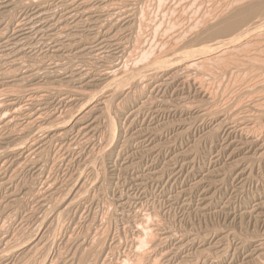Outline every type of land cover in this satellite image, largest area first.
<instances>
[{
    "label": "rangeland",
    "instance_id": "374dc122",
    "mask_svg": "<svg viewBox=\"0 0 264 264\" xmlns=\"http://www.w3.org/2000/svg\"><path fill=\"white\" fill-rule=\"evenodd\" d=\"M132 0H128L127 2L125 1V3H127L128 4V2H129V4L130 3H132V4H134L135 3V5L137 4V2H140V1H138V0H135V1H133V2H131ZM171 1V2H170ZM250 1V0H249ZM248 1V2H249ZM252 1V0H251ZM144 2V3H143ZM145 2H147L146 4H145ZM149 2H151V3H149ZM186 4H185V3ZM224 2V3H223ZM235 2H236V4H235ZM243 2V3H242ZM245 2H247V0H228V1H226V0H145V1H143V0H141V2H140V6L138 5V6H136L137 8V10L139 11V9L140 8H142V7H144V6H146V9L145 8H143L144 9V11H143V9H140V11L138 12L137 10V14L139 15H137L136 14V18H137V16H138V18H137V22L135 21V25L134 26H136V24L138 25V19H139V23L140 24H142L143 22V24L145 25H140V26H142L143 28H144V30H141V29H143L142 27H139V26H136V27H134L135 29H134V32L132 33V37H130V39H132L131 41L133 42L132 44H133V46H132V44H131V46H132V48L134 47L135 49H133V52L128 56V59H122V60H116V58L115 57H113V58H115V60H109V61H111V62H113L114 61V63L115 64H121L122 66H124L123 68H124V70L125 71H130V69L131 68H141V66H144V64L145 65H147V64H149L148 63V61H150L151 62V59L150 58H152V60H153V57L156 55H160V56H162V55H164V53L166 52V49H167V51L170 49V47L171 46H173L174 47V44H172V41L174 40V42L175 41H177V43H180L178 46H181V45H183L184 44V42L186 41V40H188L189 38H191L192 37V34H193V32H194V34H197V33H199L201 30H202V28L204 27L203 25L201 26V24L203 23L204 25L206 24V22L207 23H214V20L216 21V18L218 17V16H220L221 14H226L225 12H229V10H227V9H230L231 10V8L233 7V6H237V5H242V4H244ZM149 3V4H148ZM228 3V4H227ZM139 4V3H138ZM143 4H144V6H143ZM151 4V7L149 6ZM225 4V5H224ZM232 4H234V5H232ZM163 5V6H162ZM180 5V6H179ZM195 5V6H194ZM229 5H231V7L229 6ZM142 6V7H141ZM148 6H149V8H148ZM184 6V7H183ZM194 6V7H193ZM218 6V7H217ZM208 7V8H207ZM213 7V8H212ZM173 8V9H172ZM187 10H186V9ZM206 8H207V10H206ZM211 8V9H210ZM167 9H169V10H167ZM194 9V10H193ZM224 11H223V10ZM149 11V13L148 12H146V11ZM181 10H183V11H181ZM201 10H203V11H201ZM156 11V12H155ZM194 11V12H193ZM219 11V12H218ZM165 12V13H164ZM189 12H190V14H189ZM220 12H221V14H220ZM146 13V14H145ZM148 13V14H147ZM175 13V14H174ZM177 13V14H176ZM181 13V14H180ZM183 13H184V15H183ZM106 14V13H105ZM144 14L147 16H144ZM172 14V15H171ZM188 14V15H187ZM215 14V15H214ZM219 14V15H218ZM187 15V16H186ZM209 17V16H211V17H209V19L206 17ZM209 15V16H208ZM213 15V16H212ZM143 16V17H142ZM149 16V17H148ZM166 16V17H165ZM175 16V17H174ZM185 16H186V18H185ZM195 16V17H194ZM198 16V17H197ZM203 16V17H202ZM204 16L206 17V18H204ZM216 16V17H215ZM261 16H263L262 17V19H264V15H261ZM261 16H259V18H261ZM140 17V18H139ZM145 17L147 18V19H145ZM200 17V18H199ZM213 17V18H212ZM167 18V19H166ZM177 18V19H176ZM197 18V19H196ZM259 18H257V19H259ZM141 19H142V23H141ZM145 21H144V20ZM149 19V20H148ZM203 20V22H202V20ZM204 19H208V20H205L204 21ZM211 19V20H210ZM262 19H259L258 21V25H259V27H258V25L256 24V27H253L254 29V31L252 30L251 32H248V34L247 35H241V36H243L242 38L241 37H239L235 42H231V44H225V46H224V44H222L223 46H224V48H223V46L222 45H220V46H222V51H220V53H219V58H218V61L219 62H217L216 61V63H215V61L213 60L212 62H211V66H212V64H214L213 65V67L214 68H211V66L210 65H206L207 66V70H206V67H205V64L204 65H201V67H199V69L197 70V69H195V68H198V67H195V66H191V67H189V68H186V69H183V67L182 66H174V67H172L170 70H168L166 73H163L162 75L164 76H162L161 74V76L159 75V79H158V77L156 78V79H154L152 82H150L149 84H148V86H146V83L144 84L143 82H145V80L144 79H141V78H138V80L137 81H139L140 83H137L138 84V86L136 85V83L133 85H131V86H125L124 87V89L126 90V88L128 89V90H126V91H128L129 92V95L128 96H124V97H126L125 98V100L126 101H124V97L122 96V97H120V96H118V97H115L116 98V100H114V98L110 101V103L111 102H113L114 101V105L115 106H117V104H118V106L117 107H122V108H120L119 107V109H120V111L118 112L117 110H119V109H117V107H115V106H113V104H111V105H109V109H111V110H109V112H110V118H111V120H112V122H113V125H110L109 127H108V124L107 123H102V121L100 122V123H102V124H100V123H98L99 124V126H102L101 127V130L97 133V135L95 136V138H91V139H89V140H87V142H89V143H87L86 142V139L85 140H83V139H79L80 141H83L84 142V144H86V145H84V144H81L82 142H80L79 140H74L73 141V145H74V143H76L74 146H71L68 150H66L67 149V147H65V148H63V146L62 147H60L58 144H55L56 142H52L50 145H51V147H50V145H47L46 147H45V149H44V151L45 152H47L48 150L50 151H48L47 152V156H48V154L50 155V156H48V157H46V158H48V160H46V161H44V159H46L45 157H44V155L46 156V153H44V151H43V153L44 154H42V156L41 155H38V156H36L37 157V160L38 161H36V157H33V159H32V161H36V162H39L42 166H44L45 165V168H44V173H45V178H47V180H49V183L50 184H54L53 186L51 185V187H48V186H45V185H42V184H40V182L38 183L37 181H35L36 180V177L34 176V175H36L35 173H34V171H31V170H27V169H23L22 167H20V169H19V171H21V169H23L21 172H19V173H21L22 174V176H21V174L19 175H17V177H16V180H15V184H13V186H10L11 188H13V189H11V188H9V186H6V188L4 187V189H2L1 191H0V196H3V197H0L1 199H0V219L2 220H0V226H1V228L2 229H0V231L2 232V234H1V232H0V237H1V240H3L4 241V239H9V238H11V239H9V241H7V240H5L4 242H5V244H7L6 246H8L9 245V242L13 245V243H14V246L13 247H11L10 245V247H11V249H8V247H7V249H8V251H9V254H7V253H2L3 251H4V249H5V251L7 250L6 249V247H5V244H4V242H1V240H0V246L2 245V248H4L3 250H2V252H1V247H0V255L2 256V254L3 255H5V254H7V255H5V257L4 256H2V258H1V256H0V264H42V262H43V260H45L44 262L45 263H49V264H51V261H52V259H53V261L56 259V257H55V255H59V254H61V253H66L64 256L62 255L61 257H64V258H61L60 257V255L58 256L59 258H61V259H58L57 258V260L59 261L60 260V263L61 264H63V262L64 261H67L70 257H72V256H74L73 254H75V256L74 257H72L71 259H69V260H72V262L71 261H69L68 260V262L67 263H65L64 262V264H90L91 262V264H93L95 261V263L94 264H103L104 262H102L103 260H105L106 258V261H105V263L106 264H111V263H113V264H115V262L118 264V263H120L119 261H121L123 258H125V255H127L128 254V252H130L129 253V258H133L134 256L133 255H135V254H137V252H138V254H142L143 252H144V250H145V252L148 250V248H149V250H151L153 247V245H155V246H157V247H155V248H153L155 251L154 252H152V251H150V252H152L153 254H156V256L158 257L159 255H160V258H162V249L165 247V245H163V242H162V244L161 243H159V238H160V236L162 235V234H164V232L165 233H172L173 234V236H175V237H177V238H179V237H181V235L180 234H182V232H183V234H184V236H195V237H197V238H204V237H207L208 239H210V240H214L215 239V236H218L217 235V231L219 230H223L222 231V233H221V231L219 232V235L220 234H224V233H232L231 235H230V237H227V238H229L228 240L229 241H226L227 243L229 242V243H231V241L233 242V244H232V246H231V244H227L226 242H225V246H227V248L229 249L230 248V254H229V258L228 259H230L231 260V258H232V262H235L236 264H242V261L244 262L243 264H245V262H246V264H248L249 262L246 260V257H245V255H243V253H241L240 251H242L240 248H238L239 247V245H238V243L240 242V241H248V238H251V239H253V238H255L256 240H257V238L258 237H262V238H264V232L262 233V230H264V215H263V211H264V208H263V213L262 214H259L260 216H256L255 215V213L253 212L254 211V206H255V204H256V202L257 201H263L264 200V157H262L261 156V154L263 155L264 154V121L260 124V121H262L263 119H264V102H262V100L264 101V98H262V97H264V95H263V91L262 92H260V91H256L255 93L256 94H253V93H251V95H249V94H245L244 93V90H248V89H253V87H254V85H257V84H261V85H263L262 83H264V22H263V20ZM213 20V21H212ZM146 21H148V23H146ZM170 21V22H169ZM182 21V22H181ZM185 21H186V23H185ZM262 21V22H261ZM200 22V23H199ZM261 22V23H260ZM152 23V24H151ZM188 23H190V24H188ZM150 24V25H149ZM155 26H154V25ZM176 24V25H175ZM150 27H149V26ZM169 25V26H168ZM147 26H148V28H147ZM151 26H152V28H151ZM164 26V27H163ZM255 26V25H254ZM158 27V28H157ZM161 27H162V29H161ZM202 27V28H201ZM139 28V31L137 30ZM141 28V29H140ZM151 28V29H150ZM155 28V29H154ZM166 28V29H165ZM180 28V29H179ZM186 28V29H185ZM193 28H195V30L193 29ZM201 28V29H200ZM259 28V29H258ZM169 30V33H171L170 32V30L172 31V29L175 31V30H177L178 32H174V33H176V34H174V33H172L171 35L169 34V35H167L168 34V30ZM181 29H182V32H181ZM184 29V30H183ZM255 29L258 31H255ZM262 31H261V30ZM135 30H136V33H137V35H136V33H135ZM153 30H156V31H153ZM185 30H186V32H187V34L186 33H184L185 32ZM190 30V31H189ZM138 31V32H137ZM141 31H143V32H141ZM199 31V32H198ZM86 30H84L83 31V36H89L90 34H91V32H86ZM140 32V33H139ZM147 34H146V33ZM151 32V33H150ZM190 32H191V35H189L190 34ZM197 32V33H196ZM253 32V33H252ZM89 33V34H88ZM145 34V35H143V34ZM153 33V34H152ZM154 33H155V35H154ZM157 33V34H156ZM179 35H178V34ZM261 33V34H260ZM138 34H142L143 36L142 37H140L141 35H138ZM193 34V35H194ZM237 34V33H236ZM236 34H233L234 36L236 35ZM260 34V35H259ZM165 35L166 36H168L167 38L165 37ZM172 35H173V37H172ZM177 35H178V37H179V39H178V37H177ZM233 35H231V37L233 36ZM140 37V38H142V40L140 39H136V38H134V37ZM154 36V37H153ZM246 36V37H245ZM248 36H249V38H248ZM253 36H254V38H253ZM145 37V38H144ZM147 37V38H146ZM148 37H149V39H148ZM153 37V38H152ZM161 37H163V38H161ZM167 39V40H169V37L170 38H173V39H170L169 41H167V42H164V43H162L163 41H165V38ZM185 37V38H184ZM230 37V36H229ZM229 37H228V39H229ZM230 37V38H231ZM134 38V39H133ZM143 38L145 39L144 41H143ZM160 39V42H159V40L158 39ZM183 38V39H182ZM225 38V37H224ZM244 38H245V40H244ZM147 39V40H146ZM154 41H153V40ZM155 39H157V40H155ZM163 39V40H162ZM185 39V40H184ZM221 39V38H220ZM226 39H227V37H226ZM227 39V40H228ZM243 41H242V40ZM251 39V40H250ZM216 40H218L217 42H223L224 41V43H229V41L227 42L226 40H220L219 41V38H215V39H212V41L211 40H207V41H211L212 42V44H210V42L209 43H205V42H207V41H205L204 43H203V45H205V46H209V45H213V42H215L216 43ZM134 41H139L138 43H140L139 44V47H138V43H136V42H134ZM149 42V44L150 43H152V42H154L153 44L154 45H152V47H151V45H149V44H146V42ZM152 41V42H151ZM156 41H158V44L156 43ZM162 41V42H161ZM184 41V42H183ZM252 41V42H251ZM257 41V42H256ZM142 42L144 43V44H146V48H144V44H142ZM173 42V43H174ZM237 42V43H236ZM255 42V43H254ZM168 45H167V44ZM169 43H170V45H169ZM177 43L175 42V47H177L176 45H177ZM182 43V44H181ZM198 43H200V42H198ZM260 43V44H259ZM136 44V45H135ZM141 44H142V46H141ZM163 44V45H162ZM195 44H197V43H195ZM262 44V45H261ZM148 45H149V49L151 48V50L149 51V52H147L149 49H147L148 48ZM155 45H158L157 47H158V51H157V47L155 46ZM161 45H162V47H161ZM198 45H200V48H202L201 46H203V45H201V44H198ZM166 46L168 47V48H166ZM140 47L142 48L143 47V54L144 55H142V51L140 50ZM154 47V48H153ZM204 47V46H203ZM239 47H240V49H239ZM136 48H138V49H136ZM152 48L153 49H155L156 48V51H157V53L155 52V50H152ZM166 48V49H165ZM194 48H195V45H194ZM200 48H198V46H197V48H195L194 50H196V49H200ZM243 48V49H242ZM232 51H231V50ZM132 50V49H131ZM135 51V52H134ZM145 51H146V53H147V56L148 57H146V55H145ZM151 51H152V53H151ZM161 51H162V53H161ZM163 51H165L164 53H163ZM224 51V55L222 54V52ZM229 51V52H228ZM153 52H155V53H153ZM159 52L162 54H159ZM135 53V54H134ZM139 53V54H138ZM141 53V54H140ZM149 53H151V54H149ZM254 53V54H253ZM257 53V54H256ZM134 54V55H133ZM153 54H155L154 56H152ZM166 54V53H165ZM220 54H222V55H220ZM248 54V55H247ZM252 54V55H251ZM140 55H142V56H140L141 58L143 57V56H145V59H144V57H143V59H141L139 56ZM259 57H258V56ZM137 56H138V58H137ZM224 56V57H223ZM245 56V57H244ZM133 57V58H132ZM136 57V58H135ZM150 57V58H149ZM223 57V58H222ZM255 57V58H254ZM140 58V59H139ZM150 59V60H148V59ZM258 58V59H257ZM138 59V60H137ZM229 59V60H228ZM256 59V60H255ZM134 60V61H133ZM140 60V61H139ZM217 60V59H216ZM222 60H224L223 61V63L225 64V65H223V63L222 64H219L218 65V63H221L222 62ZM226 60V61H225ZM251 60V61H250ZM257 60H260L259 62L257 61ZM119 61V62H118ZM131 61H133V63L131 62ZM228 61V62H227ZM245 61V62H244ZM147 62V63H146ZM214 62V63H213ZM125 63V64H124ZM141 63V64H140ZM209 63V62H208ZM252 63V64H251ZM113 64V63H112ZM131 64H132V66H131ZM141 66H140V65ZM210 64V63H209ZM246 64V65H245ZM139 65V66H138ZM221 65H223V71L220 69V67H222ZM238 65V66H237ZM256 65H257V68H255L256 67ZM263 65V66H262ZM210 66V67H209ZM228 66V67H227ZM237 66V67H236ZM226 67V68H225ZM183 70H182V69ZM194 68V69H193ZM200 68H202V70L200 69ZM211 68V69H210ZM261 68V69H260ZM179 69V71L177 72V70ZM181 69V70H180ZM210 69V70H209ZM215 70L216 72H218L217 73V75H215L214 73L215 72H213V75L212 74H209L210 73V71L211 70ZM175 70V71H174ZM196 72H194V71ZM200 70V72H199V74H198V71ZM213 70V71H214ZM257 70V71H256ZM202 71V72H201ZM207 71H209V72H207ZM227 71V72H226ZM259 71V72H258ZM178 74H177V73ZM186 73V75H185V73ZM207 74H206V73ZM226 72V73H225ZM253 72H254V74H253ZM203 73H205V74H203ZM211 73H212V71H211ZM173 74V75H172ZM179 74H181V75H179ZM208 74H209V76H208ZM226 74V75H225ZM229 74V75H228ZM251 74V76H249ZM261 76H260V75ZM168 75H170V76H172V77H170V76H168ZM185 75V76H184ZM203 75H205V77L203 76ZM207 75V76H206ZM222 75V76H221ZM225 75V76H224ZM248 75V76H247ZM168 76V77H167ZM178 76V77H177ZM184 76V77H183ZM188 76V77H187ZM197 76V77H196ZM211 76V77H210ZM229 76V77H228ZM254 76V77H253ZM169 77L171 78V79H169ZM174 77V78H173ZM178 78V79H176V78ZM182 77V78H181ZM187 77V78H186ZM204 77V78H203ZM246 77V78H245ZM250 77V78H249ZM256 77V78H255ZM168 78V79H167ZM172 78H173V81H172ZM181 78V79H180ZM183 78H184V80H183ZM191 78V80H193V81H191V80H188V79H190ZM199 78V79H198ZM237 78V79H236ZM252 78V79H251ZM139 79H141V80H139ZM165 79V80H164ZM167 79V80H166ZM185 79L187 80V82L185 81ZM196 79H198V80H196ZM230 79V80H229ZM247 79V80H246ZM249 79H251L250 80V82H249ZM142 80H144V81H142ZM158 80V81H157ZM163 80V81H162ZM178 80H180V81H178ZM196 80V81H195ZM224 80V81H223ZM229 80V81H228ZM255 80V81H254ZM156 81V82H155ZM160 81V82H159ZM166 81V82H165ZM171 81V82H170ZM176 83H175V82ZM182 81H184V82H182ZM188 81L190 82V83H188ZM206 82V84L207 85H205L204 84V82ZM246 81V82H245ZM161 82H162V84H161ZM167 82H169V84L167 83ZM182 82V83H181ZM195 82V83H194ZM259 82V83H258ZM260 82H262V83H260ZM161 85H160V84ZM167 83V84H166ZM195 85H194V84ZM198 85H197V84ZM157 84H159L158 86H157ZM165 84L167 85V86H165ZM180 84V85H179ZM184 84V85H183ZM188 84V85H187ZM202 84H204V85H202ZM225 84V85H224ZM150 85V86H149ZM184 86V87H182V86ZM211 85V86H210ZM228 85V86H227ZM261 85H258V86H261ZM135 86H137V87H135ZM141 86V87H140ZM146 86V87H145ZM207 86H209V87H207ZM242 86V87H241ZM249 88H248V87ZM257 86V87H258ZM142 87H145L146 89H145V91H144V89H143V91H142ZM158 87V88H157ZM160 87H163L162 89H159ZM195 87H197V88H195ZM204 87V88H203ZM205 87H207V89L205 88ZM239 87V88H238ZM246 87V88H245ZM256 86H255V88H257ZM135 88V89H134ZM139 89V90H137V89ZM150 88V89H149ZM154 88H155V90H154ZM176 90H175V89ZM196 90H195V89ZM221 88V89H220ZM231 88H233V89H231ZM131 89H133V90H136L135 92L139 95H137L134 91H132ZM148 89V90H147ZM152 89V91L153 92H151L150 90ZM180 89V90H179ZM184 89V90H183ZM206 91V93H205V91ZM210 89V90H209ZM212 89V90H211ZM223 89V90H222ZM238 89V90H237ZM160 92H159V91ZM200 90H201V92H200ZM208 90V91H207ZM229 92H228V91ZM232 90V91H231ZM140 91V92H139ZM142 91V92H141ZM195 91V92H194ZM213 92V93H211L212 94V97L213 98H216V101H215V99H213L212 97H210L211 96V94L209 95L208 93H210V92ZM134 92V93H133ZM222 92H224V93H222ZM238 92V93H237ZM259 92V93H258ZM130 93H131V95L132 96H134V97H132L131 95H130ZM140 93H141V95H140ZM145 95H144V94ZM151 93V95H148V94H150ZM220 93V94H219ZM240 93H241V98L239 97L238 98V96L240 95ZM242 93H244V95L242 96ZM260 93H261V95H260ZM171 94V95H170ZM199 94V95H198ZM203 94H205V95H203ZM253 94V95H252ZM259 94V96H261V97H259L258 96V98H257V96L256 95H258ZM168 95V96H167ZM203 95V96H202ZM206 95H208V98H206L207 96ZM216 95V96H215ZM237 95V96H236ZM102 96V97H101ZM101 96H99V97H101V98H103V96H105L104 94H102ZM130 96V97H129ZM150 96H151V98H150ZM152 96L155 98V99H153V101H152ZM202 96V97H201ZM220 96V97H219ZM254 96V97H253ZM98 97V98H99ZM137 99H136V98ZM143 97V98H142ZM147 97V98H146ZM157 97H159V98H157ZM160 97H161V100H160ZM172 97V98H171ZM249 97H251V98H249ZM256 97V98H255ZM97 98V99H98ZM119 98H121V99H119ZM131 98V99H130ZM139 98V99H138ZM204 98H206V100L207 101H209V103L207 104L206 102L207 101H205V99ZM211 98V99H210ZM253 98V99H252ZM262 100H261V99ZM130 99V100H129ZM134 99V100H133ZM146 99H149V104H148V100H146ZM165 100V102H164V100ZM169 99V100H168ZM183 99V100H182ZM200 99V100H199ZM212 99L214 100V101H212ZM237 99V100H236ZM240 99V100H239ZM245 101H244V100ZM247 99V100H246ZM250 99H252V100H250ZM256 99V100H255ZM99 100V99H98ZM119 101V103H117L118 101ZM121 100V101H120ZM127 100H128V102H127ZM136 100L140 103H138V102H136ZM142 100H144V101H142ZM158 101L157 103L156 102H154V101ZM166 100H167V102H166ZM173 100V101H172ZM194 102H193V101ZM203 100V101H202ZM261 100V103H259V101ZM115 101H116V103H115ZM136 102V103H134V102ZM141 101V102H140ZM151 101L152 102H154V103H151ZM163 101V102H162ZM193 103H192V102ZM197 101V102H196ZM199 101H200V103H202L201 105L205 108V109H207V108H209V112L211 113H215V114H211L210 115V113L209 114H206L205 116H206V118H205V116L204 115H202L201 113H200V110H196V108H199L201 105L199 104ZM202 101V102H201ZM238 101V102H237ZM241 101V102H240ZM252 101H254V102H252ZM255 101L257 102V103H255ZM122 103V105H121V103ZM124 102V103H123ZM133 102V103H132ZM178 102V103H177ZM185 102V103H184ZM205 102V103H204ZM212 102H213V104L214 105H216L215 103H217V105H216V107L212 104ZM230 102V103H229ZM126 103V104H125ZM144 104V105H141V104ZM160 103V104H159ZM164 103H170V105L171 106H169V104H163ZM196 103V104H195ZM240 105H238V104ZM249 103H251V104H249ZM75 104V103H74ZM73 103L72 104H70L69 103V105H68V107L69 108H72L73 109V111L74 112H72V113H76V111H78L79 110V108H78V106H79V104L78 105H74ZM130 104H132L131 106H129ZM135 104L136 105H138V106H140L141 108L139 109V112L135 115V114H133V112H132V107H136L135 106ZM157 104V105H156ZM188 104V105H187ZM190 104L192 105V107L190 106ZM205 104H206V106H207V108H206V106H205ZM235 106H234V105ZM237 104V105H236ZM249 104L251 107L253 106L252 104H255L252 108L248 105ZM257 104L259 105V104H261L262 106V109H260V108H257V107H259V106H257ZM124 105V106H123ZM146 105V106H145ZM152 105H154V106H152ZM161 105V106H160ZM182 105H184V107L186 106L187 107V109L185 108L184 109V107L182 106ZM194 105H195V107H194ZM196 105H198V106H196ZM212 105V106H211ZM227 106V109H225V108H223L224 106ZM230 105H232V106H230ZM71 106V107H70ZM143 106H145V107H147V109L149 110V107H150V110H149V112H148V110L144 107V110L142 109L143 108ZM149 106V107H148ZM156 106V107H155ZM168 106V107H167ZM176 106H180V108L179 107H176ZM188 106H190V108H188ZM201 106V109H204L203 107ZM212 108H211V107ZM214 106V107H213ZM238 106V107H237ZM244 106H245V108H248V107H250V109H247V110H245V108H244ZM66 108V109H69V108ZM77 109H76V108ZM129 107H131L130 109H129ZM152 107V108H151ZM165 107H167V108H169V109H167V108H165ZM170 107H172V108H170ZM218 107H219V109H218ZM154 108V109H153ZM163 109V108H165L166 110H161V109ZM176 108V109H175ZM178 108V109H177ZM193 108H195V109H193ZM223 109V110H227V111H222L221 109ZM254 108H256L257 110H255ZM65 109V110H66ZM75 109V110H74ZM115 109V110H114ZM126 109V110H125ZM145 109H146V111H145ZM155 109H157V110H155ZM159 109V110H158ZM173 109V110H172ZM180 109V110H179ZM190 109H191V112H190ZM237 109V110H236ZM254 109V110H253ZM259 109V110H258ZM62 111V113H61V117L60 118H62L61 120V123H63V121H64V119L65 118H67L66 116L67 115H70L71 114V112L70 111H72L71 109H69V110H66V111ZM140 110H142V111H140ZM153 110V111H152ZM154 110H155V112H154ZM167 110H169L168 112H167ZM176 110V111H175ZM182 110H184V111H182ZM195 110V111H194ZM211 110H214V111H211ZM216 110V111H215ZM233 110H234V112H233ZM61 111V110H60ZM67 111L68 112H70V114H67V115H65L66 113H67ZM116 112V113H119V115L118 114H115L114 112ZM130 111H131V114L130 115H128V113H130ZM161 111V112H160ZM181 111V112H180ZM258 111L261 113V111L263 112V113H261V114H263V117H262V115L260 114V113H258ZM124 112V113H123ZM142 112V114H140ZM183 112V113H182ZM197 114H196V113ZM217 112H219V113H217ZM220 112H221V114H220ZM227 112V115L225 114ZM63 113H65V114H63ZM112 113V114H111ZM145 113V114H144ZM149 113V114H148ZM152 113V114H151ZM158 113V114H157ZM170 113V114H169ZM174 113V114H173ZM184 113H185V115H184ZM236 115H235V114ZM238 113V114H237ZM240 113V114H239ZM65 115V116H63V115ZM120 114H121V116H120ZM133 114V115H132ZM143 115V116H139V115ZM154 114H155V116H154ZM169 114V115H168ZM180 114V115H179ZM199 114H201V115H199ZM220 114V115H219ZM225 114V115H224ZM229 114V115H228ZM244 114V115H243ZM245 114H248L250 117H253V119H255L254 117H255V114H260L261 115V119H257V121L256 120H252V118H250L252 121H256L255 123H257L258 125H256V124H254V125H256V126H254L253 125V123H251L252 121H250V122H245V125H247L248 126V128H250L251 127V125H253L250 129L254 132V133H256V138L254 137V140H257V142H254V144L253 145H248V146H245V145H243L244 144V142L246 141V140H248L249 141V139H250V141H252L253 140V137H252V134H253V136L255 135L254 133H250L249 131H243L242 130V128H244L243 126L239 129V123H241L242 124V122H240V121H238V119L239 118H243V117H246V118H248L247 116H245ZM115 115H116V117H115ZM125 115V116H124ZM147 115V116H146ZM166 115V116H165ZM196 115H197V117H199V116H201V117H199V118H197L196 117ZM208 115H209V117H208ZM217 117H216V116ZM234 115L237 117H234ZM240 115V116H239ZM241 115L243 116V117H241ZM259 115V116H260ZM128 116H129V118H128ZM136 118L135 119V121H134V117ZM139 116V117H141V118H137V117ZM164 116V117H163ZM204 116V117H203ZM214 116V118H216L215 120L212 118ZM223 116H224V118H223ZM226 116V117H225ZM228 116V117H227ZM118 117H119V119H118ZM127 117V118H126ZM131 117V118H130ZM203 117V119L201 120V118ZM127 120H126V119ZM144 120H143V119ZM198 120H197V119ZM205 118V119H204ZM227 118V119H226ZM117 119V120H116ZM130 119V120H129ZM132 119V120H131ZM152 119V120H151ZM220 119H222V121L220 120ZM143 120V121H142ZM219 120H220V122L223 124V121H227V120H229L228 122H234L232 125H234V124H236V127H238V128H236L235 126L233 127V126H231L228 130H230V133L228 132V130H226L225 128H223L222 127V125H221V123L219 122ZM133 123H132V122ZM137 121V122H136ZM145 121V122H144ZM153 121V122H152ZM166 121V122H165ZM168 121V122H167ZM173 122V123H170V122ZM180 121L182 122L181 124H180ZM185 121V122H184ZM237 121V122H236ZM59 122V123H58ZM134 122H135V124H134ZM139 122V123H138ZM142 124H141V123ZM162 122V123H161ZM184 122V123H183ZM194 122V123H193ZM219 122V123H218ZM239 122V123H238ZM48 123H50L48 126H47V128H49V127H51V128H53V129H51V130H56L55 128L57 127V126H59L61 123H60V121H57V122H53V121H51V122H48ZM56 123H57V125H56ZM150 123V124H149ZM165 123H166V125H165ZM170 123V124H169ZM175 123H177V125H179V126H177V125H175ZM179 123V124H178ZM191 123V124H190ZM218 123V124H217ZM247 123V124H246ZM250 123V124H249ZM52 124V125H51ZM56 126H55V125ZM105 124V125H104ZM138 124V125H137ZM146 124V125H145ZM149 124V125H148ZM160 124V125H159ZM172 124V125H171ZM216 124H217V126H216ZM54 125V126H53ZM94 125H96V124H94ZM119 125V126H118ZM121 125H123V126H121ZM126 125L128 126H130V128L129 127H127L126 128ZM142 125V126H141ZM175 125V126H174ZM118 126V127H117ZM125 126V127H124ZM132 126V127H131ZM138 128H137V127ZM145 126H146V128H145ZM147 126H148V128L149 129H147ZM153 127V128H155V131H154V129L153 128H151V127ZM156 126H157V129H156ZM159 126V127H158ZM163 126V127H162ZM183 126V127H182ZM261 126V127H260ZM55 127V128H54ZM105 127V128H104ZM112 127V128H111ZM114 127V128H113ZM125 129H124V128ZM143 127H144V129H143ZM172 127V128H171ZM175 127V128H174ZM179 127V128H178ZM182 127V128H181ZM188 127V128H187ZM260 127V128H259ZM108 128V129H107ZM111 128V129H110ZM122 128V129H121ZM134 128H136V129H134ZM216 128H219V129H217L216 130ZM220 128H223V129H220ZM232 128H234V130H232ZM238 129V130H236V129ZM247 128V127H246ZM247 128V129H248ZM253 128H254V130H253ZM255 128H257V129H255ZM49 129V130H50ZM58 129V128H57ZM103 129V130H102ZM106 129V130H105ZM110 129V130H109ZM121 129V130H120ZM126 129H128V130H126ZM131 129V130H130ZM138 129H143V131L141 130V132H140V130H138ZM152 130V132L150 131V132H148V131H146V130ZM168 129V130H167ZM184 129H186V130H188V134H187V132H186V130H184ZM259 129V131L258 132H255L256 130H258ZM112 130H113V132H112ZM136 130V131H135ZM173 130V131H172ZM179 130L180 131H185V132H181V134H180V136L178 135L177 136V131L179 132ZM194 130V131H193ZM212 130L215 132V133H213L212 132ZM225 130V131H224ZM236 130V131H235ZM263 132V134H262V132ZM108 131V132H107ZM110 131V132H109ZM125 132V133H127V134H124L123 132ZM132 131V132H131ZM135 131V132H134ZM137 131H139V132H137ZM163 133V135H162V133ZM232 131H234V132H232ZM242 131L244 132V133H242ZM119 132V133H118ZM121 132H122V134H121ZM131 132V133H130ZM134 132V136L133 135H131L132 133ZM154 132H155V134H154ZM159 132H160V134H159ZM237 132V133H236ZM240 132V133H239ZM5 132L4 131H0V135L2 134H4ZM110 133V134H109ZM112 133H114L115 135H113L114 136V138L115 139H111V138H113V136L111 135ZM144 133V134H143ZM151 133V134H150ZM157 133V134H156ZM173 133V134H172ZM174 133H176V134H174ZM207 133V134H206ZM213 133V134H212ZM218 133V134H217ZM242 133V134H241ZM246 133V134H245ZM247 133H250V135L249 134H247ZM258 133H260L259 135H258ZM43 134V135H42ZM102 134H104L103 136H102ZM119 134H121V135H119ZM130 134V135H129ZM143 134V135H142ZM146 134V135H145ZM184 136H183V135ZM187 134V135H186ZM206 134V135H205ZM215 134V135H214ZM1 135V136H2ZM33 135V134H32ZM41 135V136H40ZM99 135V136H98ZM123 135H125V136H123ZM136 135H138L137 137H136ZM139 135H140V137H139ZM155 135V136H154ZM157 135V136H156ZM208 135V136H207ZM227 135H229V136H227ZM236 135H238V136H236ZM258 135V136H257ZM262 135V136H261ZM0 136V137H1ZM34 136V135H33ZM38 139L39 140H41V138L43 139V137L45 136L44 135V133L42 132V133H39L38 135ZM103 137V138H101V137ZM105 136H106V138H105ZM121 136V137H120ZM128 136H130V137H128ZM143 138H148L149 137V139L150 140H152L151 142H153L152 143V145L153 144H159V143H157V142H160V144H159V146L157 147L158 149H159V153L157 154V153H155L156 155V157L154 156V153H152V152H150L149 153V150L145 147L146 145H140V141H141V139H143ZM153 136H154V138H153ZM176 137V139H175V137ZM213 136V137H212ZM226 136V137H225ZM240 136H243V137H240ZM262 137V138H260V139H257V137L259 138V137ZM99 137H100V139H99ZM125 137L128 139V138H130L128 141L129 142H127V140L125 139ZM132 137V138H131ZM135 137V138H134ZM157 137V138H156ZM203 137V138H202ZM245 137V138H244ZM251 137V138H250ZM71 138V137H70ZM109 138L111 139V141L112 142H115V143H112V142H110L109 141ZM134 138V139H133ZM153 138V139H152ZM157 140H156V139ZM163 138V139H162ZM175 140H174V139ZM178 138V139H177ZM246 138H248V139H246ZM93 139V140H92ZM101 139H103V140H101ZM105 139V140H104ZM126 140V142H127V144H128V146H127V144H126V142H123V141H125ZM170 139H172V141L170 140ZM196 139V140H195ZM226 139H227V141H226ZM235 139V141H233ZM240 140V141H244L243 142V144H242V142L241 143H239L237 140ZM92 140V141H91ZM103 141V142H101V141ZM108 140V141H107ZM133 140V141H132ZM180 140V141H179ZM230 140H231V143H229L230 142ZM262 140V141H261ZM78 141L80 142V143H78ZM101 143H100V142ZM106 141V143H104ZM178 141V142H177ZM198 141V142H197ZM229 141V142H228ZM259 141V142H258ZM99 142V144H100V146H99V144H97ZM163 142V143H162ZM195 142V143H194ZM200 142V143H199ZM97 144V146H96V144ZM109 143V144H108ZM122 143H124L125 144V146L126 147H124V144L122 145ZM130 143L132 144V145H130ZM139 143V144H138ZM164 143H166V149H165V144ZM217 143V144H216ZM227 143H229V144H227ZM259 143V144H258ZM262 143H263V145H262ZM14 144H16V143H13V145ZM17 144H19V143H17ZM21 144L22 143H20L19 144V146H18V148L21 146ZM53 144V145H52ZM78 144H80V145H78ZM93 144H95V145H93ZM105 145V147L106 148H104L103 146ZM114 144V145H113ZM117 144V145H116ZM168 144H169V146H168ZM173 144V145H172ZM230 144H231V146H230ZM110 145H112V146H110ZM156 145V146H157ZM172 145V146H171ZM179 147H178V146ZM193 145V146H192ZM225 145V146H224ZM227 145H229V147H227ZM234 145V146H233ZM236 145H238V146H236ZM259 145H261V146H259ZM54 146V147H53ZM77 148H76V147ZM84 146H87V147H84ZM90 146V147H89ZM93 146V147H92ZM102 146V147H101ZM109 146L111 147V150H110V148H109ZM124 148H123V147ZM154 146V145H153ZM192 146V149H194L193 151H191V148H189V147H191ZM195 146V147H194ZM223 146V147H222ZM242 146H243V148H242ZM244 146H245V148H244ZM255 146V147H254ZM17 148V145L16 146H13L12 148ZM51 149H50V148ZM57 147H59V149L57 150ZM95 147V148H94ZM133 147V148H132ZM135 147V148H134ZM144 147V148H143ZM159 147H161V148H159ZM162 147H163V149H162ZM196 147H197V149H196ZM227 147V148H226ZM234 147V148H233ZM238 147H240V148H238ZM247 147V148H246ZM14 148V149H15ZM49 148V149H48ZM84 148H86L87 149V151H86V149H84ZM108 148V149H107ZM115 148H116V150H115ZM120 148V149H119ZM121 148H122V150H121ZM127 148V149H126ZM132 148V149H131ZM141 150H140V149ZM189 148V149H188ZM225 150H224V149ZM233 148V149H232ZM237 148H238V150H237ZM249 148H250V150H249ZM52 149H53V151H52ZM75 151H74V150ZM85 151H84V150ZM88 149H90V150H88ZM95 149V150H94ZM97 149H98V151H97ZM106 149V150H105ZM118 149H119V151H118ZM125 149V150H124ZM144 151H146V149L148 150V152L146 151V152H144ZM174 149V150H173ZM223 149V150H222ZM229 149H230V151H229ZM244 149V150H243ZM258 149V150H257ZM66 150V151H65ZM73 150V151H72ZM80 150V151H79ZM104 150H105V152H104ZM128 150V151H127ZM135 150V151H134ZM138 150V151H137ZM166 150V151H165ZM173 150V151H172ZM178 150H180V151H178ZM186 150H188L189 152H192L191 153V155L189 154V152L187 151L186 152ZM196 150V151H195ZM228 150V151H227ZM237 151V152H235V151ZM248 150V151H247ZM256 150H257V152H256ZM77 151V152H76ZM82 151L84 152V153H82ZM89 151H90V154H89ZM109 152V155H108V152ZM111 151V152H110ZM115 151V152H114ZM164 151V152H163ZM167 151H169V152H167ZM179 152L180 153V155H179V153L178 154H176L177 152ZM182 151H185V152H182ZM241 151V152H240ZM56 154H55V153ZM65 152H66V154H65ZM88 152V153H87ZM91 152H94L93 154H91ZM106 153L105 154V158H106V155H107V158L105 159L104 157H102V155H104V153ZM119 154H118V153ZM125 152V153H124ZM130 152H132L133 153V155H135V154H137V155H139V156H137L136 155V157L135 156H133V155H131L132 153H130ZM135 152V153H134ZM138 152H139V154H138ZM140 152H143V153H140ZM162 154H161V153ZM174 152H175V154H174ZM225 152H227V153H225ZM246 152V153H245ZM248 152V153H247ZM260 152H262L261 154H259ZM51 153V154H50ZM53 153H54V155H53ZM68 153V154H67ZM70 153V154H69ZM80 153V154H79ZM100 153H102V155L100 154ZM124 153V154H123ZM145 153V154H144ZM152 153V154H151ZM183 153V154H182ZM184 153H185V155H184ZM187 153L189 154V155H187ZM223 153H224V155H223ZM229 153H231V155L229 154ZM233 153V154H232ZM241 153V154H240ZM257 153V154H256ZM76 154V155H75ZM77 154L79 155V156H77ZM85 154H87V155H85ZM89 154V155H88ZM96 155V159H95V155ZM98 154H100V155H98ZM113 154V155H112ZM117 154H118V157H117ZM121 154H122V156H121ZM147 154V155H146ZM167 154V155H166ZM229 154V155H228ZM253 154H254V156H253ZM259 154V155H258ZM52 155V156H51ZM62 155V156H61ZM69 155V156H68ZM124 155V156H123ZM162 155V156H161ZM166 155V156H165ZM172 155H174L173 157H172ZM177 155H178V157H177ZM244 155H246V156H250V157H246V156H244ZM256 155L258 156L257 158H255L256 157ZM83 156V157H82ZM99 156H101V157H99ZM109 156V157H108ZM128 156V157H127ZM132 156V157H131ZM143 156V158H141V157ZM188 156V157H187ZM242 156H244L246 159L248 158V160H246V159H244V157H243V159L244 160H246L245 162H244V160L242 159ZM251 156H252V158H251ZM264 156V155H263ZM54 157V158H53ZM71 157H72V159H71ZM74 157V158H73ZM77 157V158H76ZM84 157H87V158H91V160H89L88 159V161H90L91 162V164H90V162L88 163V161H86L87 160V158H86V160H85V158ZM98 157V158H97ZM124 157V158H123ZM127 157V158H126ZM152 157H153V160H152ZM158 157V158H157ZM165 157V158H164ZM176 158L177 157V159L176 160H178L177 162H179L178 163V165L181 163H186V161L187 162H189L190 161V164L188 165V167L190 168H187V171L186 170H183L182 172H180V176L178 175H174V172H171V169L169 170V166L167 167L166 166V164H165V162L167 163V160H169V159H173V158ZM194 157V158H193ZM219 157V158H218ZM262 157V160L261 159H259V158H261ZM41 158V159H40ZM105 160H104V159ZM108 158L110 159V160H108ZM123 158V159H122ZM126 158V159H125ZM139 158V159H138ZM148 158V159H147ZM164 158V159H163ZM241 159V161L239 160V159ZM250 158V159H249ZM255 159V161L253 160V162L252 161H250L251 159ZM40 159V160H39ZM50 159H52L51 161H50ZM84 159V160H83ZM95 159V160H94ZM125 159V160H124ZM131 159H133V160H131ZM156 159V160H155ZM189 159H191V160H189ZM194 159V160H193ZM219 159V160H218ZM238 159V160H237ZM53 160H55L54 161V164H53ZM62 162H61V161ZM81 160V161H80ZM101 160V161H100ZM104 162H103V161ZM126 160H127V162H126ZM131 160V161H130ZM140 160V161H139ZM144 162V163H141L142 161ZM158 160V161H157ZM162 160V161H161ZM179 160H181V161H179ZM186 160V161H185ZM259 160H260V162H259ZM42 161H43V163H42ZM115 161V162H114ZM119 161V162H118ZM130 161V162H129ZM152 161H154L155 162V165H154V162H153V164L151 163ZM194 161H195V164H194ZM216 161V162H215ZM217 161H219V163L217 162ZM233 161V162H232ZM237 161H240V163H238ZM247 161H250V162H252V163H250V162H248V163H250V164H253V163H255L254 164V167L252 166V165H248L247 164ZM49 162V163H48ZM84 162V163H83ZM87 162V163H86ZM103 162V163H102ZM106 162V163H105ZM108 162V163H107ZM111 162V163H110ZM117 162V163H116ZM123 162H125V164H123ZM133 162V163H132ZM135 162H136V164H135ZM147 162V163H146ZM149 162V163H148ZM244 162V163H243ZM45 163V164H44ZM51 163H52V167L51 166H49V165H51ZM83 163V164H82ZM116 163V164H115ZM119 163V164H118ZM131 163V165H129ZM138 163H139V166H138ZM152 165H151V164ZM218 163V164H217ZM44 164V165H43ZM49 164V165H48ZM60 164H62V165H60ZM65 164V165H64ZM87 164V165H86ZM103 164V166H101V165ZM121 164H123V165H121ZM143 164H144V166H143ZM147 164H149V165H147ZM156 164H158L159 166H157L156 167ZM161 164H162V166H164V168L163 167H161ZM163 164H165V165H163ZM193 164V165H192ZM224 164V165H223ZM227 164V165H226ZM233 164H234V166H236V167H234L233 166ZM240 166H239V165ZM248 166H247V165ZM48 165V166H47ZM83 165V166H82ZM106 165V166H105ZM112 165V166H111ZM117 165V166H116ZM121 165V166H120ZM138 166V168H140V169H138V168H136L137 166ZM146 165H147V169L150 167V166H152V167H156L157 169H160L161 171V174H158V175H152V174H150L148 171H147V169H146ZM217 165V166H216ZM237 165H238V168L240 167V168H242L244 171H245V175H241L240 177H239V175H237L238 174V172L240 171V170H238L237 169ZM106 168H105V167ZM109 166H110V168H109ZM120 170V171H118V169H116V167ZM124 166H125V168H124ZM127 166V167H126ZM130 166V167H129ZM131 166H134V167H131ZM165 166L168 168H166L165 169ZM192 166H194V167H192ZM231 166H232V168H231ZM246 166H247V168H246ZM59 167V168H58ZM64 167V168H63ZM68 167V168H67ZM105 168V170H104V168ZM115 167V168H114ZM160 167V168H159ZM204 167V168H203ZM218 167V168H217ZM224 169H223V168ZM233 167H234V169H233ZM109 168V169H108ZM122 168H124V169H128V171L130 172V174H131V176H130V174H129V172L128 171H126L125 172V170L124 171H122V173H121V169ZM134 168V169H133ZM161 168H163V169H165L164 171H163V169H161ZM201 168H203V169H201ZM227 168H228V171H227ZM249 168V169H248ZM253 169L254 168V170L252 171V170H250V169ZM51 171H50V170ZM68 169V170H67ZM90 169V170H89ZM101 169V170H100ZM112 169V170H111ZM194 169V170H193ZM211 169V170H210ZM215 169V170H214ZM216 169H218V170H216ZM231 169H232V171H231ZM245 169H247V170H245ZM27 170V172H25ZM50 171V175L47 177L46 175H48V173L47 172H49ZM66 170V171H65ZM106 171V173L104 172V171ZM108 170V171H107ZM123 170V169H122ZM133 170V171H132ZM134 170H138L137 172H141L142 173V175H144L143 176V178H142V180L141 181H143V182H141L140 181V183L142 184V187H141V184L140 183H138V182H136V183H138L139 184V186H137L138 184H136L135 183V179L133 178L134 177V174H136L137 172L136 171H134ZM227 172H226V171ZM28 171H31V172H28ZM87 171V172H86ZM113 171V172H112ZM132 171V172H131ZM147 171V172H146ZM188 171H190V174L188 173ZM200 171V172H199ZM212 171V172H211ZM218 171V172H217ZM219 171H220V174H219ZM222 171H223V174H222ZM236 171V172H235ZM25 172V173H24ZM72 172V173H71ZM95 172V173H94ZM118 172V173H117ZM144 172V173H143ZM171 172V173H170ZM186 172V173H185ZM192 172V173H191ZM214 172H217V173H215L214 174ZM224 172H225V174H224ZM248 172L249 173H251V174H248ZM31 174V176L29 175V174ZM47 173V174H46ZM75 173V174H74ZM91 173V174H90ZM108 173V174H107ZM114 173V174H113ZM124 173V174H123ZM128 173V174H127ZM134 173V174H133ZM165 173V174H164ZM183 173V174H182ZM196 173V174H195ZM199 173V174H198ZM208 173H209V175H208ZM210 173H212V174H210ZM230 173H232V175L230 174ZM236 173V174H235ZM69 174V175H68ZM74 174V175H73ZM107 174V175H106ZM111 174V175H110ZM150 178H153V179H148V177L146 176V175ZM165 176H164V175ZM171 174H173L172 176H170ZM182 174V175H181ZM194 174V175H193ZM216 174L218 175L219 174V176H216ZM229 174V175H228ZM65 175V176H64ZM68 175V176H67ZM77 175H79V179H77L78 180V182L80 181V183H83V188H84V186H85V190L87 191V193L85 192V190H83V188L81 187L80 188V190H79V186L77 187L76 186V182H77V180L75 179V177H77L78 178V176ZM82 176V178H80L81 176ZM99 175H101V177L99 176ZM104 175H106V176H104ZM114 175V176H113ZM119 175V176H118ZM152 175V176H151ZM159 175H160V177H159ZM161 175H162V177H161ZM196 175H198V176H196ZM212 175H214V176H212ZM221 175V176H220ZM225 175V176H224ZM249 175H250V178H249ZM71 176V177H70ZM123 177L122 179H120L121 177ZM127 176V177H126ZM130 176V177H129ZM133 176V177H132ZM164 176V177H163ZM176 176V177H175ZM199 176H201V177H203V176H206V177H210V179H212L213 181V184H211V185H213V186H209L211 189L212 188H214V190H215V188H216V193H215V191L212 189H210L209 187V189H207L206 190V192H207V195L208 196H210V200H211V202H212V200H213V203H212V205H213V207L210 205L209 206V209L206 211V210H202L201 208H202V206H203V201L201 200L202 198H203V196H201L202 194H198L197 192H195V191H193L192 190V192H189V195H183L182 193H181V190L183 191L184 189H187V188H189L190 186H192L193 184L192 183H194V182H196L195 180L197 179V177H199ZM223 176H224V178H226V176H227V178H226V180H224V183L223 182H221L222 180H223ZM229 176V177H228ZM231 176V177H230ZM235 176V177H234ZM248 178H246V177ZM18 177H19V179H18ZM65 177V178H64ZM87 179V177H88V179L87 180H89L88 182L89 183H91V184H93L92 182L94 181V183L95 184H93V187L92 186H88V185H90V184H87V180L85 179V178ZM97 177V178H96ZM99 177V178H98ZM107 177V178H106ZM109 177H116L115 179H113V178H109ZM120 177V178H119ZM125 177H126V179H125ZM132 177V178H131ZM158 179H156V178ZM159 177V178H158ZM172 178V179H168V178ZM175 177V178H174ZM184 177V178H183ZM193 177V180L191 179ZM195 177V178H194ZM22 178V179H21ZM49 178V179H48ZM51 178H53L52 180H51ZM71 178V179H70ZM75 179V182H74V179ZM109 178V180H108V182L110 183H106L105 182V180L107 181V179ZM128 178V179H127ZM161 178V179H160ZM180 178V179H179ZM219 178H221V179H219ZM233 178V179H232ZM235 178V179H234ZM239 178H241V179H239ZM245 178V179H244ZM18 179V180H17ZM30 179H32L33 181H32V184L30 183L31 182V180ZM95 179H96V181H95ZM104 179V180H103ZM125 179V181H126V185H125V183L123 182V180ZM134 179V181L132 182V180ZM155 179H156V181H155ZM160 179V180H159ZM174 179V180H173ZM179 179V180H178ZM221 180V181H218V180ZM228 179V180H227ZM237 179H238V181H237ZM55 180V181H54ZM118 180V181H117ZM147 182H146V181ZM152 180V181H151ZM166 180H167V182H166ZM198 180V179H197ZM235 180V181H234ZM245 180H246V182H245ZM21 181V182H20ZM22 181H23V183L25 184V183H27L28 184V187L26 188L25 186L27 185V184H25V186H23V187H21L22 185H24V184H22ZM52 181H54L53 183H52ZM67 181V182H66ZM71 181V182H70ZM98 181H100V182H98ZM104 181V182H103ZM123 183H122V182ZM131 181V182H130ZM175 181V182H174ZM185 183H183V182ZM187 181H189V182H187ZM214 181H215V183H214ZM218 181V182H217ZM236 181L238 182V184L236 183ZM241 183H240V182ZM250 181V182H249ZM34 182H35V184H36V186H33L34 185ZM74 182V183H73ZM84 182H85V184L86 185H84ZM101 182H103V183H101ZM112 182V183H111ZM116 182V183H115ZM154 182V183H153ZM160 184H159V183ZM165 182V183H164ZM176 182H177V185H176ZM219 182H221V184L219 183ZM225 182H226V184H225ZM18 183V184H17ZM99 183V184H98ZM106 183V184H105ZM122 185H121V184ZM133 183H135V184H133ZM148 183V184H147ZM156 183V184H155ZM158 183V184H157ZM163 183V184H162ZM168 183V184H167ZM187 183V184H186ZM191 183V184H190ZM217 183V184H216ZM244 183V184H243ZM248 185H247V184ZM16 184H17V186H16ZM30 184V185H29ZM56 184V185H55ZM59 184V185H58ZM103 186H102V185ZM112 184V185H111ZM115 186H114V185ZM189 184V185H188ZM215 184H216V186H215ZM243 185V186H245V187H243V186H241V185ZM32 185V186H31ZM41 185V186H40ZM74 185L76 186V187H74ZM98 185H99V189H98ZM101 185V186H100ZM110 185V186H109ZM128 185V186H127ZM134 185V186H133ZM147 185V186H146ZM156 185V186H155ZM185 185V186H184ZM223 185V186H222ZM18 186H19V188H18ZM32 188H31V187ZM38 186V187H37ZM43 186V187H42ZM55 186V187H54ZM60 186V187H59ZM96 186H97V188H96ZM110 188H109V187ZM131 186H132V188H133V190L131 189ZM136 186L138 187V189L136 188ZM151 186H153V187H151ZM177 186V188H175ZM181 186V187H180ZM234 186V187H233ZM236 186V187H235ZM238 186V187H237ZM239 186H240V188H239ZM16 187H17V189H16ZM35 187V188H34ZM37 187V188H36ZM42 187V188H41ZM53 187H54V189H53ZM73 187V188H72ZM87 187V188H86ZM88 187L90 188V189H88ZM91 187L93 188L92 190L93 191H95L96 190V193H97V195H96V193L95 192H93L92 190H91ZM100 187H105L104 189H105V191H107V192H105L104 191V189H102V188H100ZM115 187V188H114ZM130 187V189H128V188ZM179 187H180V189H179ZM243 187V188H242ZM29 188V189H28ZM48 190H47V189ZM51 188V189H50ZM57 190H56V189ZM59 188V189H58ZM77 188V189H76ZM117 188V189H116ZM218 188V189H217ZM238 190V188H239V190L237 191L236 189ZM36 189V190H35ZM39 189V190H38ZM44 189H46L47 190V192H48V194H49V196H51L50 195V193L49 192H51V193H55L56 191H58L59 193H61V195L59 194V193H55V194H53L52 196L53 197H49L48 196V194L46 193V190H44ZM71 189V190H70ZM95 189V190H94ZM100 189H102V191L100 190ZM114 189L116 190L115 192H112V190L114 191ZM119 189V190H118ZM134 189L136 190V193H135V191H134ZM142 189V190H141ZM159 189H161V190H159ZM170 189V190H169ZM173 191H172V190ZM222 189V190H221ZM235 189V190H234ZM6 190V191H5ZM13 190H14V192L16 193V194H18V195H16L14 192H13ZM16 190V191H15ZM21 190V191H20ZM27 190H29V192L26 191ZM31 190V191H30ZM44 190V191H43ZM51 190V191H50ZM54 190H56V191H54ZM60 190V191H59ZM63 190V191H62ZM77 190H79L78 191V194H77ZM83 190V191H82ZM100 190V191H99ZM132 190V191H131ZM138 190V191H137ZM210 190V191H209ZM220 190V191H219ZM12 192V195H13V198H12V196L11 195H9V193L10 192ZM23 191V192H22ZM36 191V192H35ZM43 191V192H42ZM67 191V192H66ZM69 191H71V192H69ZM82 191V192H81ZM89 191H91V192H89ZM118 191H120V195H119V192ZM142 191V192H141ZM146 191V192H145ZM149 191V192H148ZM151 191V192H150ZM165 191V192H164ZM180 191V192H179ZM191 191V190H190ZM222 191V192H221ZM229 191V192H228ZM4 192V193H3ZM9 192V193H8ZM27 194H26V193ZM34 192L36 193V194H34ZM38 192H40V193H42V194H40V193H38ZM98 192H101L102 194H100V193H98ZM121 192H123V193H121ZM128 192V193H127ZM130 192H132V193H130ZM140 192V193H139ZM225 192V193H224ZM3 193V194H2ZM6 193V194H5ZM8 193V194H7ZM27 195H25V194ZM29 193V194H28ZM31 193L33 194L32 195V200L34 201H32L31 199H30V197H31ZM63 193V194H62ZM82 193V194H81ZM86 193V194H85ZM91 193V194H90ZM93 193H95V197L93 196L92 197V195H93ZM106 193V194H105ZM115 193H117V194H115ZM138 193V194H137ZM151 193V194H150ZM167 193V194H166ZM178 193H180L181 195H183V196H181L180 194H178ZM211 193H213V194H211ZM214 193L216 194V195H214ZM5 194V195H4ZM22 194V195H21ZM24 194V195H23ZM44 194H47V195H44ZM68 194H69V196H68ZM85 194V195H84ZM101 196H104L105 195V197H99L100 195ZM104 194V195H103ZM114 195V198L112 197L113 195ZM121 194H123V195H121ZM134 194H136V195H138L139 196V198H137V196L136 195H134ZM142 194V195H141ZM149 196H148V195ZM172 194V195H171ZM190 194H192L191 196H190ZM210 194V195H209ZM219 194V195H218ZM15 195V196H14ZM38 195L40 196V197H38ZM41 195H43L42 197H44L45 196V198H42L41 197ZM55 195L59 198H57V197H55ZM60 195V196H59ZM63 195V196H62ZM75 195V196H74ZM76 195H77V197H76ZM78 195H80V196H78ZM82 195H84L83 197H82ZM108 197H107V196ZM118 195H119V197H118ZM128 195V196H127ZM131 195H132V197H131ZM146 195V196H145ZM151 195V196H150ZM173 195H176V196H173ZM178 195H180V198H179V196ZM194 195H196V197L194 196ZM232 195V196H231ZM261 195V196H260ZM23 196V199L24 200H22V197ZM25 196V197H24ZM34 196V197H33ZM37 197V199L39 198H42V200L44 199V201H42V200H40L41 201V203L39 202V199H38V201H36L37 199H36V197ZM65 196V197H64ZM66 196H67V198H66ZM74 197V200L71 202L72 204H73V202L75 203V201H77L76 202V204H71L70 203V205L71 206H66L67 205V203H68V200L71 198V197ZM86 196V197H85ZM88 196V197H87ZM109 196L110 197H112V198H109ZM121 196V197H120ZM125 196H127V197H125ZM141 196H144V197H141ZM171 196V197H170ZM191 197V199L189 198V197ZM213 196V197H212ZM219 196V197H218ZM230 196V197H229ZM16 199H15V198ZM18 197H19V200H18ZM27 197V198H26ZM29 197V198H28ZM62 197V198H61ZM91 197L93 198V201H94V203H93V201H92V199H91ZM100 199H99V198ZM107 197V199L105 200V198ZM167 197L169 198V199H167ZM172 197H176L175 199H173ZM178 197V198H177ZM185 197V199H183ZM215 197V198H214ZM10 200H9V199ZM36 199V200H34V199ZM48 198V199H47ZM64 198H66V199H64ZM76 198V199H75ZM77 198H79V201H78V199ZM94 198H96L95 200H94ZM122 199L123 200V198H124V200H126V201H124V202H126L125 203V207H123V211H121L122 213H120V209H119V207H117L118 205V202H117V200L118 199ZM134 198H136V199H134ZM141 198V199H140ZM145 198V199H144ZM150 198V199H149ZM193 198V199H192ZM220 198V199H219ZM228 199V200H226V199ZM8 199V200H7ZM14 199L15 201H12V200ZM51 199V201H49ZM55 199H57L58 201L59 200H61V201H56ZM62 199H64V200H62ZM98 199L102 202V200H103V203H104V205L100 202V201H98ZM129 199H132V200H129ZM173 199V200H172ZM181 199V200H180ZM217 199H218V201H217ZM222 199V200H221ZM225 199V200H224ZM255 199V200H254ZM262 199V200H261ZM55 200V201H54ZM67 200V201H66ZM89 202H91V203H89ZM91 200V201H90ZM145 200V201H144ZM172 200V201H171ZM191 200H192V202H191ZM201 201L200 203L199 202H197V201ZM20 201L21 203H18V202ZM31 201V202H30ZM36 201V202H35ZM49 201V202H48ZM55 202V203H53V202ZM62 201H65V202H62ZM105 201V202H104ZM110 201V202H109ZM112 201V202H111ZM113 201H114V205H113ZM132 203V204H134L135 203V205H132V204H130V202ZM137 201H139V202H137ZM175 201V202H174ZM184 201V202H183ZM196 201V202H195ZM229 201V202H228ZM256 201V202H255ZM15 202H17L16 204H15ZM25 202V203H24ZM37 202H39V204H42V205H40V206H38L39 204L37 203ZM46 202H48V203H46ZM62 202V203H61ZM67 202V203H66ZM99 202V203H98ZM134 202V203H133ZM139 203V204H137V203ZM141 202L143 203V204H141ZM215 202V203H214ZM220 202H221V204H220ZM224 202V203H223ZM264 202V201H263ZM10 203H11V205L13 204H15L14 206L12 205L11 207H10ZM45 204V206H44V204ZM55 204L54 206H51V205H53V204ZM61 203V204H60ZM78 203V204H77ZM111 203V204H110ZM129 205H128V204ZM183 203H187L186 205L185 204H183ZM188 203H190V204H188ZM198 203V204H197ZM218 203V204H217ZM253 203V204H252ZM18 204H21V205H18ZM38 204V205H37ZM49 204V205H48ZM66 204V205H65ZM90 204H91V206H90ZM96 204H98V205H96ZM106 204V205H105ZM116 204V205H115ZM127 204V205H126ZM181 204V205H180ZM217 206H216V205ZM223 204H224V206H226L225 208H223L224 206H223ZM226 204H229V205H226ZM18 205V206H17ZM26 205V206H25ZM60 205V206H59ZM93 205V206H92ZM109 205V206H108ZM116 206L115 208H113L112 209V206ZM141 205H143V207L141 206ZM185 205V206H184ZM189 205H191V206H189ZM254 205V206H253ZM9 206V207H8ZM18 207V208H16V207ZM47 206L49 207V208H47ZM62 206V207H61ZM65 206V207H64ZM109 208H107V207ZM111 206V207H110ZM138 206H139V210H136V209H138ZM141 206V207H140ZM172 206V207H171ZM188 206V207H187ZM223 206V207H222ZM228 206V207H227ZM230 206V207H229ZM37 207H40L39 209H37L36 210V208ZM46 207V208H45ZM59 207H61V208H59ZM69 208V209H67V208ZM98 207H99V209H98ZM130 207V208H129ZM134 207H136V209H134ZM194 207H196V208H194ZM199 207H201V208H199ZM222 207V208H221ZM247 209H246V208ZM251 207V208H250ZM263 207H264V205H263ZM15 212L17 209V212H15V213H13L12 214V210ZM25 208V209H24ZM46 210H45V209ZM59 208V209H58ZM78 208V209H77ZM84 208H86V211H85V209ZM90 208H92V209H90ZM95 208V209H94ZM101 208H103V209H101ZM143 208V209H142ZM188 208V209H187ZM230 208V209H229ZM254 208V209H253ZM30 209V210H29ZM50 209H51V211L53 212L54 210V212L53 213H51L50 212ZM62 209V210H61ZM66 209H67V211H66ZM80 209V210H79ZM97 209V210H96ZM117 210V212H115L116 210ZM126 211H125V210ZM132 211V214H131V211ZM196 209V210H195ZM197 209H198V211H197ZM217 210L216 212V214L214 213V215H213V212H215L214 210ZM224 210L225 209V211H222V212H220V210ZM227 209V210H226ZM252 209V210H251ZM11 210V211H10ZM24 210V211H23ZM48 210H49V213L51 214V215H48V216H46L47 214H49L48 213ZM59 210H61L60 212H62V213H59ZM64 210L66 211V212H64ZM77 210V211H76ZM89 210H91L90 212H89ZM104 210V211H103ZM107 210H109V212H106ZM114 211V212H112V211ZM127 210H129V213H128V211ZM134 210H135V212H134ZM143 210V211H142ZM145 210V211H144ZM186 210V211H185ZM194 210V211H193ZM229 210L231 211V214H229ZM240 210V213L238 212ZM250 210V211H249ZM23 211V212H22ZM36 211H39V212H37V213H34L33 214V212H36ZM44 211V213H42ZM92 211H94V212H92ZM96 211H98L100 214H98V212H96ZM140 211V212H139ZM149 211H152V214H151V212H150V214H149ZM155 211V212H154ZM189 211H191V212H189ZM197 213H196V212ZM211 212V214L209 215L210 217H212V218H208L207 216H208V214ZM234 211V212H233ZM244 211V212H243ZM11 212V213H10ZM26 212V213H25ZM58 212V213H57ZM64 212V213H63ZM68 212V213H67ZM83 212V213H82ZM85 212V213H84ZM87 212H89L88 213V216H86L87 214ZM92 212V213H91ZM96 212V214L94 215V213ZM104 212V213H103ZM110 212H112V213H110ZM154 212V213H153ZM193 212V213H192ZM195 212V213H194ZM205 212V215L203 214ZM219 212V213H218ZM223 212H225V213H223ZM236 212V213H235ZM246 212L248 213V214H246ZM249 212H251V213H249ZM253 212V213H252ZM67 213V214H66ZM82 213V214H81ZM107 213H109V217L106 215ZM113 213H115L114 215H113ZM123 213H125V215L123 214ZM137 213V214H136ZM139 213H141V215H138ZM157 215H156V214ZM166 213V214H165ZM201 213V214H200ZM207 213V214H206ZM235 213V214H234ZM242 213H243V215H242ZM12 214V215H11ZM16 214H18L17 215V218H18V220L17 219H15V215ZM37 214H39V217H37V220H36V216H37ZM60 214H63L62 216L60 215ZM65 214V215H64ZM81 214V219L79 218V220H78V217H79V215ZM91 214V215H90ZM118 214V215H117ZM121 214V215H120ZM142 214H147L146 215V217L145 216H143ZM195 214H196V216H195ZM202 215V216H200V215ZM222 214V215H221ZM225 214H227V215H225ZM9 215V216H8ZM34 217H33V216ZM53 215V216H52ZM60 215V217L58 218V216ZM67 215H68V217H67ZM78 215V217H76ZM90 215V216H89ZM96 215H98V216H96ZM102 215V216H101ZM111 215H113L112 216V218H111ZM130 217H129V216ZM133 215V217H131ZM200 217H199V216ZM207 215V216H206ZM216 215V216H215ZM224 215V216H223ZM229 215H231V216H229ZM235 215V216H234ZM238 215V216H237ZM240 215H242V216H240ZM248 215V216H247ZM251 215H254V216H256V217H254V216H251ZM42 217V219H39V218H41ZM57 218H56V217ZM66 216V217H65ZM74 216V218H72ZM102 217V219H101V217ZM103 216H106V222H104V220H105V218L103 217ZM126 216V217H125ZM128 216V217H127ZM135 216V217H134ZM142 216V217H141ZM153 216H155L153 219H152V217ZM198 216V217H197ZM205 216V217H204ZM226 216H228V218L226 217ZM250 216L253 218H250ZM262 216V217H261ZM8 217V218H7ZM13 217V218H12ZM29 217V218H28ZM54 217V218H53ZM61 217H64L63 219H61ZM93 217V218H92ZM115 219H114V218ZM122 217L124 218L123 220H122ZM137 217H138V219H137ZM140 217V218H139ZM149 217V218H148ZM158 217V218H157ZM202 217H204V218H202ZM213 217L215 218V219H213ZM241 217V218H240ZM245 217H246V219L247 220H244L245 219ZM260 217V218H259ZM3 218V219H2ZM4 218L6 219V220H4ZM28 218V219H27ZM47 218V219H46ZM48 218H49V220H48ZM65 218H66V220H65ZM70 218H72V219H70ZM75 218H76V220H75ZM84 220H83V219ZM87 218H89L88 220H87ZM91 218V219H90ZM100 218V219H99ZM109 218H111V221L109 220ZM117 218L118 219H120L119 221H117ZM125 218H128V219H126V222H125ZM142 218V219H141ZM151 218V219H150ZM230 218V219H229ZM233 218V219H232ZM238 218H240L239 220H240V223H239V220H238ZM242 218H244V219H242ZM257 218L258 220L256 221L255 219ZM9 221H8V220ZM10 219H15V221L13 220V222L10 220ZM20 219H21V221H20ZM23 219H25L23 222H22V220ZM52 219H54V222L55 223H52ZM59 219V220H58ZM74 219V220H73ZM94 219V220H93ZM95 219H97V221L95 220ZM108 219V220H107ZM132 219H134V220H132ZM136 219V220H135ZM140 219H141V221H142V223H140L141 221H140ZM149 219H150V221H149ZM154 219H155V221H161V226H163V227H161L160 226V223L159 222H154ZM252 219V220H251ZM260 219H261V221H260ZM263 219V220H262ZM34 220V221H33ZM56 220V221H55ZM68 220V221H67ZM72 222H71V221ZM81 220V221H80ZM86 220V221H85ZM91 220V221H90ZM101 220V221H100ZM116 220V221H115ZM122 220V221H121ZM138 220V221H137ZM152 220H153V222L155 223H153L152 222ZM203 220V221H202ZM205 220V221H204ZM230 220H232L231 222H230ZM233 220H235V223H233ZM250 220H251V222H250ZM6 221H7V223H6ZM38 221V222H37ZM42 221V222H41ZM46 221V223H44V222ZM49 221V222H48ZM57 221H60V222H58L57 223ZM73 221H75L74 223H73ZM79 221V222H78ZM88 221V222H87ZM96 221V222H95ZM99 221V222H98ZM104 222V224H103V222ZM110 223H109V222ZM134 221V222H133ZM145 221V222H144ZM146 221H147V223H146ZM241 221L243 222V223H241ZM254 221V222H253ZM259 221V222H258ZM10 222H12V223H10ZM42 224H41V223ZM62 222H63V224H62ZM67 222V223H66ZM71 223V224H69V223ZM90 222V223H89ZM121 222H122V224H124L125 226L124 227H127V228H122V230H121V227H123V225H121ZM125 222V223H124ZM129 222H131V223H128ZM132 222L133 223H136L135 224V226H134V224H132ZM238 222V223H237ZM259 224V226H258V224ZM4 223V224H3ZM6 223V224H5ZM14 223V224H13ZM16 223H18L17 225H16ZM22 223V224H21ZM44 223V224H43ZM51 224V227H49L50 226V224ZM57 223V224H56ZM64 223H66V224H64ZM73 223V224H72ZM78 223V224H77ZM81 223V224H80ZM82 223H84V224H82ZM100 223V224H99ZM106 223V224H105ZM107 223H108V225H107ZM149 223H151L149 226H148V224ZM153 223V224H152ZM157 223H158V227L156 226L157 225ZM254 223H256L257 225H255ZM261 223L263 224V225H261ZM2 224V225H1ZM11 224V225H10ZM40 224V225H39ZM49 224V226H47ZM54 224V225H53ZM63 225V227H62V225ZM87 224V225H86ZM96 224H98V225H96ZM109 224H111L110 226H109ZM115 224V225H114ZM120 224V225H119ZM132 224V225H131ZM139 224V225H138ZM144 224V225H143ZM145 224H146V228L145 227H143V226H145ZM231 224V225H230ZM239 224H241L240 226L242 227H240L239 226ZM257 226L258 228H256L255 226ZM14 225V226H13ZM18 225H20L21 227H19ZM23 225V226H22ZM45 225V226H44ZM58 225V226H57ZM66 225V226H65ZM76 225L78 226V227H76ZM82 225V226H81ZM89 225H91V226H89ZM92 225H95V226H92ZM103 225V226H102ZM105 225H107L106 227L109 229H111V231L109 230V232H108V230L107 231H105L104 230V228H105ZM115 227H114V226ZM127 225V226H126ZM153 225V226H152ZM10 226V227H9ZM40 226V227H39ZM42 226V227H41ZM55 226H56V228H55ZM75 226V227H74ZM79 226H81V227H79ZM89 226L91 229H93V227H94V232H95V230L96 231H98V232H95V233H97V234H95V236H94V232H93V230L91 231V229L88 227ZM103 228H102V227ZM136 226H142V228L140 227H136ZM155 226V227H154ZM160 226V227H159ZM228 226H232L231 227V229H232V232H230L231 231V229H230V227H228ZM238 226V227H237ZM254 226V227H253ZM52 228V230L50 229L49 230V228ZM59 227H61V228H59ZM71 228V231H70V228ZM84 227H86L87 229H85L84 230ZM99 228V230H98V228ZM132 229H130V228ZM133 227V228H132ZM137 229H141L142 231H141V233H140V231L139 230H137ZM149 227V228H148ZM151 227H153L152 229L153 230H151ZM157 227V228H156ZM165 227H166V229H165ZM235 227V228H234ZM4 228V229H3ZM8 228V229H7ZM10 228V229H9ZM39 228H42V229H40L39 230ZM46 228H48V230L46 229ZM64 228V229H63ZM120 229L119 231H116V230H118V229ZM144 228H145V230H144ZM156 228V229H155ZM163 229V230H161V229ZM227 228H228V230H227ZM261 228V229H260ZM12 229H14V230H12ZM16 229V230H15ZM37 229V232H39V233H35L34 231ZM44 229V230H43ZM59 229H62V230H60V232L62 233V235L60 234V232H59ZM69 229V230H68ZM76 229V230H75ZM82 229V230H81ZM89 229V230H88ZM106 229V228H105ZM117 232V233H114L115 231ZM130 229V230H129ZM134 229H136L135 230V232H134ZM160 230V231H158V230ZM168 229V230H167ZM170 229V230H169ZM187 230V231H189V235H188V232L186 231V232H184V230ZM207 229H209V231H206ZM213 229V230H212ZM214 229H217V231L216 230H214ZM234 229V230H233ZM243 229V230H245V232L243 231H241V230ZM255 229V230H254ZM3 230H4V232H3ZM5 230H8L9 231V233H8V231H5ZM34 230V231H33ZM57 230V231H56ZM72 230H73V232H72ZM88 230V231H87ZM105 232H104V231ZM123 230H125V232L123 231ZM126 230H127V232H126ZM132 233H130V235H128L129 233V231ZM149 230H151V231H149ZM172 230V231H171ZM175 230V231H174ZM176 230H179V231H176ZM183 230V231H182ZM192 230H193V232H192ZM210 230H212V231H210ZM236 230H237V232H236ZM240 230V232H242L241 234H240V232H238ZM253 230V231H252ZM12 233H11V232ZM46 231V232H45ZM52 231V232H51ZM63 231H66V232H63ZM78 231H80V232H78ZM83 231L85 232L84 234H83ZM102 231L104 232V234H102ZM123 231V232H122ZM139 231V233L140 234H144L143 235V237L146 239V237H147V241H149L150 242V239H151V235H153V234H151V233H153V231H154V236H156V238L154 237V236H152L153 237V239H156V240H154V242L156 243V244H154V242H153V240L151 239V241L153 242H147L146 243V240H145V244L142 246V247H138V246H136V245H134V242L136 241V234H137V232ZM147 231H149V232H151L150 234L149 233H147ZM158 232L157 234L159 235V236H157V234H156V232ZM195 231V232H194ZM258 231V232H257ZM45 234H43V233ZM56 232V233H55ZM58 232V233H57ZM67 232H69V233H72L73 235H74V238H72L73 237V235L72 234H69V236L67 235L68 233ZM89 232H90V234H89ZM107 232V233H106ZM160 232V233H159ZM197 232V233H196ZM198 232H200L201 234H198ZM211 232V233H210ZM215 232V233H214ZM234 232V233H233ZM235 232H236V234L237 235H239V237L238 238H236L235 236H236V234H235ZM251 232V233H250ZM254 232V234H252ZM8 233V235L6 236V234ZM35 233V234H34ZM48 233H51V237H50V234H48ZM53 233V234H52ZM78 233V235H76ZM82 233V234H81ZM88 233V234H87ZM101 233V234H100ZM109 233V234H108ZM112 233L115 235V236H113L112 235ZM120 233H121V235H120ZM123 233V234H122ZM162 233V234H161ZM177 233V234H176ZM185 233H186V235H185ZM203 233V234H202ZM209 233H210V235H209ZM214 235H213V234ZM239 233V234H238ZM257 233L258 234H260V235H257ZM10 234V235H9ZM12 234V235H11ZM31 234H32V236H34V237H36L35 239H33V238H31V240H30V236H31ZM56 234H57V236H56ZM61 236H60V235ZM65 234V235H64ZM87 234V235H86ZM106 234H107V236H106ZM128 235V236H125V235ZM180 236H179V235ZM183 234H182V236H183ZM207 234V235H206ZM234 234V235H233ZM251 234V235H250ZM263 234V236H261ZM43 235L44 236H47L46 238H45V240H46V242L45 243H47V242H50L49 244H45L44 243V241L45 240H43L44 239V237H43ZM64 235V236H63ZM72 235V237H70ZM77 236V238H76V236ZM90 236V237H88L87 238V236ZM96 235H99L100 237H102L103 235V237L102 238H100V239H102V240H100V241H105V243H106V245H105V243H103V242H98V241H96L97 239H99V236H97L96 237ZM108 235H109V237H110V239L108 238ZM117 235V236H116ZM134 236V238H132L133 236ZM147 235V236H146ZM148 235H150V236H148ZM198 235L200 236V237H198ZM202 235H204L203 237H202ZM212 235V236H211ZM243 235H245V237H248V238H245V237H243ZM248 235V236H247ZM254 237H253V236ZM4 236H6V237H4ZM11 236V237H10ZM12 236L15 238H12ZM60 236V237H59ZM85 236H86V238H85ZM112 236H113V239H112ZM119 236V237H118ZM124 238H123V237ZM130 236H132V237H130ZM233 236H234V238H233ZM240 236H241V238H240ZM258 236V237H257ZM40 237H42V238H40ZM68 237V240H67V242L65 243V241H66V239L65 238H67ZM79 237V238H78ZM81 237V238H80ZM93 237H94V239H93ZM96 237V238H95ZM117 237V238H116ZM120 237H122V238H120ZM125 237H126V239H125ZM148 237H150V239L148 238ZM158 237V238H157ZM214 237V238H213ZM253 237V238H252ZM257 237V238H256ZM4 238V239H3ZM49 238H51V240L53 239V242L52 241H49ZM55 238V239H54ZM62 238H64V239H62ZM69 238H70V240H69ZM77 240H79V241H77ZM86 239V241H85V239ZM92 238V239H91ZM106 238H107V241H106ZM127 238H128V240L130 241H132V239H133V242H129L128 240H127ZM212 238V239H211ZM233 238V239H232ZM241 240H240V239ZM242 238H245V239H243L242 240ZM262 238H259V239H262ZM14 239V240H13ZM29 239V241H27ZM56 239H57V241H56ZM73 239V240H72ZM91 239V240H90ZM104 239V240H103ZM119 239H122L123 241H125L126 242V244H125V242H123L122 240H120L119 241ZM161 239V238H160ZM247 239V240H246ZM255 239H253V240H255ZM10 240H12V241H10ZM34 242H33V241ZM36 240H40V242L42 243H39L38 241L36 242ZM75 240V241H74ZM89 240V242L91 243V241L92 242H94V243H91L90 245H89V243L87 242ZM96 242H95V241ZM113 240V242H111ZM118 240V241H117ZM237 240H238V242H237ZM240 240V241H239ZM252 240V241H253ZM13 241H15V242H13ZM32 241V242H31ZM56 241V242H55ZM68 241L70 242V244H68ZM71 241H73V242H71ZM77 241V242H76ZM82 241V242H81ZM84 241V242H83ZM251 241V240H250ZM6 242H8V243H6ZM60 242V244H58ZM78 242H80V243H78ZM86 242V245H88V246H90L89 248H88V246L86 247L85 246V251H87V252H89V254L87 255V256H89V259H88V257L86 258V259H84L82 262H80L81 261V256L78 258L77 256H76V254H78V253H80L81 252V254L84 252V251H81L80 250V244H82V243H85ZM118 242V243H117ZM119 242H120V244L121 245H119L118 246V244H119ZM128 242H129V244H128ZM16 243H19V244H17L16 245ZM35 243H37V244H35ZM44 243V244H43ZM51 243H52V245H51ZM55 243V244H54ZM63 243L64 244H68L67 246H65V245H63ZM73 243L75 244V245H73ZM77 243V244H76ZM96 243H98L97 245H96ZM109 243H113V244H109ZM123 243V244H122ZM149 243V244H148ZM158 243V244H157ZM23 244V245H22ZM32 244H33V247H31L32 246ZM72 244V246H70ZM93 244V245H92ZM102 244H104V245H102ZM117 246V247H114L113 248V246H115V245ZM131 244V245H130ZM133 244V245H132ZM159 244H160V246H159ZM4 245V246H3ZM20 245H22V248H21V246ZM31 245V246H30ZM35 245V246H34ZM44 245H46L45 247H43ZM51 247H50V246ZM54 245V246H53ZM56 245V246H55ZM59 245V246H58ZM78 245H80V246H78ZM92 245V246H91ZM99 245H101V246H107V247H104L105 249L104 250H102L103 248L101 247V246H99ZM108 245H109V247H108ZM113 245V246H112ZM152 245V246H151ZM161 245H163L162 247L163 248H161ZM18 248H17V247ZM19 246H20V248H19ZM28 246V247H27ZM37 246V247H36ZM64 246H65V248H64ZM93 246H97L96 248L95 247H93ZM122 246V247H121ZM125 246V247H124ZM134 246V247H133ZM146 246L148 247V246H151L152 248H150V247H148L147 248V250H146ZM231 246V247H230ZM236 246H238V247H236ZM9 247V248H10ZM14 247H16V248H14ZM30 247H31V251L33 252L34 250L33 249H35L36 250V248H39V250L37 249V251H35V252H33V254H32V252L31 251H29V250H27V249H30ZM42 247V248H41ZM55 247V248H54ZM69 247H70V249L71 250H69ZM72 247V248H71ZM91 247L93 248V249H91ZM98 247H99V249H98ZM129 247V248H128ZM130 247H132V248H130ZM24 248V249H23ZM26 248V249H25ZM43 248H45V249H43ZM52 248H53V250H52ZM57 248V249H56ZM75 248H77V250H75ZM89 249V251H88V249ZM101 248V249H100ZM108 248V249H107ZM118 248H121L120 250L118 249ZM127 248H128V250L130 249V251H128L127 250ZM238 248V249H237ZM23 249V250H22ZM49 249L51 250V252H49ZM54 249H56V250H54ZM87 249V250H86ZM93 250V251H91V250ZM111 249H113L112 251H113V253H115V254H112V252H110L109 250H111ZM116 249H117V251H116ZM156 249H157V251H156ZM160 249V250H159ZM166 249V248H165ZM240 249V250H239ZM12 250V251H11ZM13 250H17L18 251V253H17V251H16V253L15 252H13ZM43 250V251H42ZM67 250V251H66ZM79 250V251H78ZM96 250V251H95ZM98 250V251H97ZM99 250L102 252V257L103 258H105V259H103V258H101L100 259V261H97L96 260V258L99 256V254L97 255V253H99ZM106 250V251H105ZM121 250H122V252H121ZM134 250V251H133ZM4 251V252H5ZM8 251H6V252H8ZM11 251V252H10ZM24 251V252H23ZM31 252V253H29L28 252V254L27 253H25V252ZM44 251H45V253H44ZM58 251H59V253H58ZM66 251V252H65ZM69 251V253H67ZM73 251V252H72ZM103 251H104V253H103ZM109 251V252H108ZM116 251V252H115ZM119 251H120V253H119ZM128 251V252H127ZM136 252L135 254L134 253H132V252ZM139 251H140V253H139ZM161 253H160V252ZM236 251V252H235ZM13 252V255L12 254H10V253H12ZM23 252V253H22ZM48 252V254H46ZM118 252V253H117ZM126 253V254H124V256H123V253ZM142 252V253H141ZM148 252V251H147ZM164 252H166V251H164ZM235 254H234V253ZM241 254H240V253ZM44 253V254H43ZM50 253V254H49ZM73 253V254H72ZM91 253V254H90ZM94 253H96V255L94 254ZM108 253V254H107ZM111 253V254H110ZM121 253H122V255H121ZM131 253L133 254L131 257H130V255H131ZM149 253V252H148ZM148 253H146V255L148 254ZM159 253V254H158ZM232 253V254H231ZM22 254V255H21ZM67 254H69V255H67ZM72 254V255H71ZM145 254V253H144ZM143 254V255H144ZM149 254H151V253H149ZM149 254H148V256H149ZM237 254V255H236ZM44 257H43V256ZM47 255V256H46ZM53 255V256H52ZM71 255V256H70ZM91 255L93 256L92 257V259L94 258L95 259V261H93L92 259V261L90 260V258H91ZM110 255V256H109ZM111 255H112V257H111ZM117 255V256H116ZM142 255V256H143ZM152 255V254H151ZM150 255V256H151ZM232 257H231V256ZM234 255V256H233ZM241 255V256H240ZM48 257V258H46V257ZM67 257V260H66V257ZM97 256V257H96ZM105 256H107V257H105ZM114 256V257H113ZM119 256V258H118V262H117V257ZM121 256V257H120ZM145 256V255H144ZM236 256V257H235ZM4 257V258H3ZM10 257V258H9ZM55 257V258H54ZM234 257V258H233ZM245 257V258H244ZM6 258V259H5ZM37 258V259H36ZM45 258V259H44ZM113 258V259H112ZM237 258H238V260H237ZM2 259V260H1ZM3 259H5L4 261H3ZM9 259V260H8ZM48 259V260H47ZM63 259V260H62ZM65 259V260H64ZM74 259H76L75 261L77 262H75L74 261ZM159 259V257L157 258V260ZM240 259V260H239ZM243 259H245V261L243 260ZM17 260V261H16ZM51 260V261H50ZM56 260V262H58ZM80 260V261H79ZM90 262H89V261ZM110 260V261H109ZM160 260V261H159ZM158 260V262H157V264H161L162 262V259H159ZM236 260V261H235ZM9 261V263H6V262H8ZM24 261H26V262H24ZM52 261V263H54ZM73 261H74V263H73ZM11 262H14V263H11ZM20 262V263H19ZM89 262V263H88ZM100 262H102V263H100ZM111 262V263H110ZM161 262V263H160ZM241 262V263H240ZM59 263V264H60ZM104 263V264H105ZM56 264H58V263H56ZM163 264V263H162Z\"/></svg>",
    "mask_w": 264,
    "mask_h": 264
},
{
    "label": "bare ground",
    "instance_id": "6f19581e",
    "mask_svg": "<svg viewBox=\"0 0 264 264\" xmlns=\"http://www.w3.org/2000/svg\"><path fill=\"white\" fill-rule=\"evenodd\" d=\"M125 1L127 2L128 0H0V131H4L5 133L0 137V191L2 190V189H4V187L6 188V186H9V188H11L10 186H13V184H15L14 182H15V180H16V177H17V175L19 174H21V173H19V172H21L23 169H27V170H31V171H34V173L36 174V175H34L35 177H36V180L35 181H37L38 183L40 182V184H42V185H45V186H48V187H51V185L53 186L54 184H50L49 183V180H47V178H45V173H44V168H45V163L43 164L44 166H42L39 162H36V161H38L37 160V157L36 156H38V155H41L42 156V154H44V153H46V156L44 155V157L46 158V157H48V156H50L49 154H48V156H47V152L49 151H47V152H45L44 151V149H45V147L47 146V145H50L52 142L54 143V142H56L55 144H58L60 147H62L63 146V148H65V147H67V149L66 150H68L71 146H74L76 143H74V145H73V141L74 140H81V139H83V140H85L86 139V142H87V140H89V139H91V138H95V136L97 135V133L101 130V127L102 126H99V124L98 123H100L101 121H102V123H107L108 124V127L110 126V125H113V122H112V120H111V116H110V112H109V110H111V109H109L110 107H109V105H111V104H113V106H115L114 105V101L113 102H111L110 103V101L114 98V100H116V98L115 97H118V96H120V97H124V96H128L129 95V92L128 91H126V90H128L127 88H126V90L124 89V87L125 86H131L132 84L134 85L135 83H136V85L138 86V84L137 83H140L139 81H137L138 80V78H141V79H144L145 80V82H143L144 84L146 83V86H148V84L150 83V82H152L154 79H156L157 77H158V79H159V75L161 74H163V73H166L168 70H170L172 67H174V66H182L183 67V69H186V68H189V67H191V66H195V67H201V65H204L205 63V67H206V70L208 69L207 68V66L208 65H210L211 66V62L214 60L215 61V63H216V61L217 62H219L218 61V58L220 57L219 56V53H220V51H222V49L224 48V46H225V44H231V42H235L239 37H243V36H241V35H247L248 34V32H251L254 28L253 27H256V24L259 22L258 20L259 19H262V17L263 16H261V15H264V0H247V2H245L244 4H242V5H237V6H233L232 8H231V10L230 9H227V10H229V12L227 13V12H225L226 14H221V12H220V16H218L217 18H216V21L214 20V23L212 24V23H207L206 22V24L204 25L203 23L201 24V26L203 25L204 27L202 28V30L199 32V33H197V34H194V32H193V34H192V37L191 38H189L188 40H186L185 42H184V44L183 45H181V46H178L180 43H177V41H175L176 43H177V47H175V42H174V40L172 41V44H174V47L173 46H171L170 47V49L167 51V49L166 48H168L167 46H166V52L165 51H163V53H164V55H162L161 53H162V51H161V53L159 52V54H161L162 56H156L155 54H153L152 56H154L153 57V60H152V58H150L151 59V62L150 61H148V63L149 64H147V65H145L144 64V66H141L140 64V66H141V68H131L130 69V71H125L124 70V66H122L121 64H115L114 63V61L113 62H111V61H109V60H115V58H116V60L118 59H120V60H122V59H128V56L133 52V49H135L134 47L132 48V46H133V42L131 41L132 39H130V37H132V33L134 32V27H136V26H139V27H142V26H140V25H142L143 23H142V19H141V23L142 24H140L139 23V19H138V25L136 24V26H134L135 25V21L137 20V18H138V16L140 15H138L136 12L138 11L136 8V6H140V2H141V0H138V1H140V2H137V4L135 5V3L134 4H132V3H130L129 4V2H128V4L127 3H125ZM133 1H135V0H132L131 2H133ZM143 1H145V0H143ZM149 1V0H148ZM226 1H228V0H226ZM245 1V0H244ZM249 1V2H248ZM171 2V1H170ZM139 3V4H138ZM144 3V2H143ZM147 2H145V4H146ZM149 3H151V2H149ZM148 3V4H149ZM185 3V2H184ZM187 3V2H186ZM185 3V4H186ZM224 3V2H223ZM243 3V2H242ZM228 4V3H227ZM235 4H236V2H235ZM225 5V4H224ZM232 5H234V4H232ZM143 6H144V4H143ZM150 7H151V4L149 5ZM149 6H148V8H149ZM163 6V5H162ZM180 6V5H179ZM195 6V5H194ZM193 6V7H194ZM230 7H231V5H229ZM142 7V6H141ZM184 7V6H183ZM218 7V6H217ZM143 8H145L146 9V6H144V7H142V8H140V9H143ZM208 8V7H207ZM207 8H206V10H207ZM213 8V7H212ZM140 9H139V11H140ZM173 9V8H172ZM186 9V8H185ZM211 9V8H210ZM137 10V11H136ZM167 10H169V9H167ZM187 10V9H186ZM194 10V9H193ZM223 10V9H222ZM138 11V12H139ZM143 11H144V9H143ZM181 11H183V10H181ZM201 11H203V10H201ZM224 11V10H223ZM146 12H148L149 13V11L147 10ZM156 12V11H155ZM194 12V11H193ZM219 12V11H218ZM106 13V14H105ZM147 13V14H148ZM165 13V12H164ZM136 14L138 15L137 16V18H136ZM146 14V13H145ZM144 14V16H146ZM175 14V13H174ZM177 14V13H176ZM181 14V13H180ZM189 14H190V12H189ZM172 15V14H171ZM183 15H184V13H183ZM188 15V14H187ZM186 15V16H187ZM215 15V14H214ZM219 15V14H218ZM186 16H185V18H186ZM206 16V15H205ZM204 16V18H206ZM209 16V15H208ZM213 16V15H212ZM259 16H261V18H259ZM143 17V16H142ZM147 17V16H146ZM145 17V19H147ZM149 17V16H148ZM166 17V16H165ZM175 17V16H174ZM195 17V16H194ZM198 17V16H197ZM203 17V16H202ZM209 17H211V16H209ZM209 17H207L208 19H209ZM216 17V16H215ZM140 18V17H139ZM200 18V17H199ZM213 18V17H212ZM257 18H259V19H257ZM167 19V18H166ZM177 19V18H176ZM197 19V18H196ZM208 19H204V21L205 20H208ZM144 20V19H143ZM149 20V19H148ZM202 20V19H201ZM211 20V19H210ZM263 20V22H264V19H262ZM145 21V20H144ZM213 21V20H212ZM137 22V21H136ZM170 22V21H169ZM182 22V21H181ZM202 22H203V20H202ZM262 22V21H261ZM260 22V23H261ZM146 23H148V21H146ZM185 23H186V21H185ZM200 23V22H199ZM140 24V25H139ZM152 24V23H151ZM188 24H190V23H188ZM144 25V24H143ZM150 25V24H149ZM148 25V26H149ZM154 25V24H153ZM176 25V24H175ZM255 25V26H254ZM258 25V24H257ZM145 26V25H144ZM148 26H147V28H148ZM155 26V25H154ZM169 26V25H168ZM150 27V26H149ZM164 27V26H163ZM258 27H259V25H258ZM143 28V27H142ZM145 28V27H144ZM144 28L143 29H141V30H144ZM151 28H152V26H151ZM150 28V29H151ZM158 28V27H157ZM200 28V29H201ZM153 29V28H152ZM155 29V28H154ZM161 29H162V27H161ZM166 29V28H165ZM180 29V28H179ZM186 29V28H185ZM194 30H195V28H193ZM259 29V28H258ZM84 30H86V32L88 31V32H91V34L89 35V36H83L84 34H83V31ZM138 31H139V28L137 29ZM168 30V29H167ZM184 30V29H183ZM261 30V29H260ZM137 31V32H138ZM145 31V30H144ZM153 31H156V30H153ZM176 32H178L177 30H175ZM173 29H172V31L170 30V32L171 33H169V30H168V34L167 35H171L172 33H174L175 32ZM190 31V30H189ZM254 31V30H253ZM255 31H257L256 29H255ZM262 31V30H261ZM85 32V33H86ZM141 32H143V31H141ZM181 32H182V29H181ZM258 32V31H257ZM135 33H136V30H135ZM140 33V32H139ZM146 33V32H145ZM151 33V32H150ZM184 33H186L187 34V32H186V30H185V32ZM237 33V34H236ZM253 33V32H252ZM89 34V33H88ZM143 34V33H142ZM138 34V35H141L140 37H142L143 35H145V34ZM147 34V33H146ZM153 34V33H152ZM157 34V33H156ZM174 34H176V33H174ZM178 34V33H177ZM233 34H236L235 36L233 35ZM261 34V33H260ZM259 34V35H260ZM136 35H137V33H136ZM154 35H155V33H154ZM179 35V34H178ZM178 35H177V37H178ZM189 35H191V32H190V34ZM231 35H233L232 37H231ZM146 36V35H145ZM156 36V35H155ZM181 36V35H180ZM179 36V37H180ZM231 38H230V37ZM134 37V36H133ZM140 37H134V38H140ZM154 37V36H153ZM152 37V38H153ZM165 37L167 38L168 36H166L165 35ZM164 37V38H165ZM172 37H173V35H172ZM179 37H178V39H179ZM225 37V38H224ZM226 37H227V39H228V37H229V39L227 40L226 39ZM246 37V36H245ZM133 38V39H134ZM145 38V37H144ZM143 38V41L145 40ZM147 38V37H146ZM161 38H163V37H161ZM165 38V41H161L162 43H164V42H167V41H169L170 39H173V38H170L169 37V40H167ZM181 38V37H180ZM185 38V37H184ZM215 38H219V41L220 40H226L227 42L229 41V43H224V41L223 42H217L218 40H216V43L215 42H213V45H207V46H205V45H203V43L205 42V41H207V40H211L212 41V39H215ZM221 38V39H220ZM248 38H249V36H248ZM253 38H254V36H253ZM141 40H142V38H140ZM139 39V40H140ZM148 39H149V37H148ZM158 39V38H157ZM157 39H155V40H157ZM183 39V38H182ZM147 40V39H146ZM153 40V39H152ZM159 40V42H160V39H158ZM163 40V39H162ZM167 40V41H166ZM185 40V39H184ZM242 40V39H241ZM244 40H245V38H244ZM251 40V39H250ZM154 41V40H153ZM211 41H207V42H205V43H209L210 42V44H212V42ZM243 41V40H242ZM134 42H136V43H138L137 41H134ZM152 42V41H151ZM174 42V43H173ZM198 42H200V43H198ZM252 42V41H251ZM257 42V41H256ZM154 42H152V43H150L149 44V42L147 41L146 42V44H149V45H151V47H152V45H154L153 44ZM156 43L158 44V41H156ZM168 43V42H167ZM166 43V44H167ZM195 43H197V44H195ZM204 43V44H205ZM237 43V42H236ZM255 43V42H254ZM131 44H132V46H131ZM139 44L140 43H138L137 45H138V47H139ZM142 44H144L143 42H142ZM142 44H141V46H142ZM146 44H144V48H146L147 46H146ZM182 44V43H181ZM198 44H201V45H203V46H201L202 48H200V45H198ZM222 44H224V46L222 45ZM260 44V43H259ZM136 45V44H135ZM149 45H148V48L147 49H149ZM163 45V44H162ZM162 45H161V47H162ZM168 45V44H167ZM169 45H170V43H169ZM194 45H195V48H197V46H198V48H200V49H196V50H194L195 48H194ZM220 45H222L223 46V48H222V46H220ZM262 45V44H261ZM156 47L158 46V45H155ZM227 46V45H226ZM225 46V47H226ZM159 47V46H158ZM158 47H157V51H158ZM154 48V47H153ZM152 48V50H155V52L157 53V51H156V48L155 49H153ZM132 49V50H131ZM136 49H138V48H136ZM143 50V47L141 48L140 47V50ZM225 49V48H224ZM239 49H240V47H239ZM243 49V48H242ZM141 50V51H142ZM151 50V48L147 51V52H149ZM231 50V49H230ZM232 51V50H231ZM135 52V51H134ZM155 52H153V53H155ZM229 52V51H228ZM142 53V55H144L143 54V51L141 52ZM140 53V54H141ZM151 53H152V51H151ZM151 53H149V54H151ZM224 53V51L222 52V54ZM264 53V52H263ZM135 54V53H134ZM133 54V55H134ZM139 54V53H138ZM222 54H220V55H222ZM254 54V53H253ZM257 54V53H256ZM142 55H140V56H142ZM145 55H146V57H148L147 56V53H146V51H145ZM224 55V54H223ZM248 55V54H247ZM252 55V54H251ZM139 56V55H138ZM138 56H137V58H138ZM139 56V57H140ZM258 56V55H257ZM113 57H115V58H113ZM144 57V59H145V56H143ZM143 57L141 58V59H143ZM224 57V56H223ZM222 57V58H223ZM245 57V56H244ZM259 57V56H258ZM133 58V57H132ZM136 58V57H135ZM139 58V59H140ZM255 58V57H254ZM148 59V58H147ZM150 59H148V60H150ZM217 59V60H216ZM220 59V58H219ZM258 59V58H257ZM138 60V59H137ZM229 60V59H228ZM256 60V59H255ZM134 61V60H133ZM133 61H131L132 63H133ZM140 61V60H139ZM223 61L224 60H222V62L221 63H218V65L219 64H222L223 63ZM226 61V60H225ZM251 61V60H250ZM258 62L260 61V60H257ZM119 62V61H118ZM210 64H209V63ZM228 62V61H227ZM245 62V61H244ZM113 63V64H112ZM147 63V62H146ZM214 63V62H213ZM225 63V62H224ZM223 63V65H225ZM125 64V63H124ZM134 64V63H133ZM252 64V63H251ZM138 65V66H139ZM207 65V66H206ZM213 65L214 64H212V66H211V68H214L213 67ZM223 65H221L222 67H220V69L223 71ZM246 65V64H245ZM131 66H132V64H131ZM209 66V67H210ZM215 66V65H214ZM238 66V65H237ZM236 66V67H237ZM263 66V65H262ZM199 67L198 68H195V69H199ZM228 67V66H227ZM210 68V69H211ZM226 68V67H225ZM255 68H257V65H256V67ZM173 69V68H172ZM171 69V70H172ZM182 69V68H181ZM180 69V70H181ZM182 69V70H183ZM194 69V68H193ZM201 70H202V68H200ZM209 69V70H210ZM261 69V68H260ZM214 70V69H213ZM213 70H211L212 71V73H211V71H210V73L209 74H212L213 75V72H215L214 74L215 75H217V73L218 72H216L215 70L213 71ZM175 71V70H174ZM179 71V69L177 70V72ZM194 71V70H193ZM257 71V70H256ZM169 72V71H168ZM171 72V71H170ZM169 72V73H170ZM176 72V73H177ZM180 72V71H179ZM195 72V71H194ZM199 72H200V70L198 71V74H199ZM202 72V71H201ZM207 72H209V71H207ZM227 72V71H226ZM225 72V73H226ZM259 72V71H258ZM185 73V72H184ZM196 73V72H195ZM206 73V72H205ZM205 73H203V74H205ZM178 74V73H177ZM207 74V73H206ZM209 74H208V76H209ZM219 74V73H218ZM253 74H254V72H253ZM160 75V76H161ZM173 75V74H172ZM179 75H181V74H179ZM185 75H186V73H185ZM184 75V76H185ZM200 75V74H199ZM220 75V74H219ZM226 75V74H225ZM224 75V76H225ZM229 75V74H228ZM260 75V74H259ZM163 76V75H162ZM165 76V75H164ZM163 76V77H164ZM168 76H170V75H168ZM167 76V77H168ZM183 76V77H184ZM204 77H205V75H203ZM207 76V75H206ZM214 76V75H213ZM222 76V75H221ZM248 76V75H247ZM249 76H251V74L249 75ZM261 76V75H260ZM170 77H172V76H170ZM169 77V79H171ZM178 77V76H177ZM188 77V76H187ZM186 77V78H187ZM197 77V76H196ZM203 77V78H204ZM211 77V76H210ZM229 77V76H228ZM252 77V76H251ZM254 77V76H253ZM174 78V77H173ZM173 78H172V81H173ZM176 78V77H175ZM182 78V77H181ZM180 78V79H181ZM246 78V77H245ZM250 78V77H249ZM256 78V77H255ZM141 79H139V80H141ZM168 79V78H167ZM166 79V80H167ZM176 79H178V78H176ZM199 79V78H198ZM198 79H196V80H198ZM237 79V78H236ZM252 79V78H251ZM251 79H249V82H250V80ZM144 80H142V81H144ZM165 80V79H164ZM183 80H184V78H183ZM188 80H191V78L190 79H188ZM195 80V81H196ZM230 80V79H229ZM228 80V81H229ZM247 80V79H246ZM158 81V80H157ZM163 81V80H162ZM178 81H180V80H178ZM185 81L187 82V80L185 79ZM191 81H193V80H191ZM224 81V80H223ZM255 81V80H254ZM156 82V81H155ZM160 82V81H159ZM166 82V81H165ZM171 82V81H170ZM175 82V81H174ZM177 82V81H176ZM175 82V83H176ZM182 82H184V81H182ZM181 82V83H182ZM204 82V81H203ZM246 82V81H245ZM153 83V82H152ZM168 84H169V82H167ZM166 83V84H167ZM188 83H190L189 81H188ZM195 83V82H194ZM193 83V84H194ZM259 83V82H258ZM260 83H262V82H260ZM141 84V83H140ZM160 84V83H159ZM159 84H157V86L159 85ZM161 84H162V82H161ZM160 84V85H161ZM164 84V83H163ZM162 84V85H163ZM165 84V86H167ZM197 84V83H196ZM204 84L205 85H207L206 84V82H204ZM204 84H202V85H204ZM263 85H261V84H257V85H254V87H253V89H248V90H244V93L246 94H249V95H251V93H253V94H256L255 92L256 91H260V92H264V83H262ZM142 85V84H141ZM180 85V84H179ZM184 85V84H183ZM188 85V84H187ZM195 85V84H194ZM198 85V84H197ZM225 85V84H224ZM258 85H261V86H258ZM137 86H135V87H137ZM145 86V87H146ZM150 86V85H149ZM182 86V85H181ZM211 86V85H210ZM228 86V85H227ZM255 86L257 87V88H255ZM141 87V86H140ZM145 87H142V91H143V89H144V91H145ZM159 87V86H158ZM157 87V88H158ZM182 87H184V86H182ZM207 87H209V86H207ZM207 87H205L206 89H207ZM242 87V86H241ZM248 87V86H247ZM163 87H160L159 89H162ZM195 88H197V87H195ZM194 88V89H195ZM204 88V87H203ZM239 88V87H238ZM246 88V87H245ZM249 88V87H248ZM135 89V88H134ZM137 89V88H136ZM140 89V88H139ZM139 89H137V90H139ZM150 89V88H149ZM175 89V88H174ZM205 89V90H206ZM221 89V88H220ZM231 89H233V88H231ZM132 91H136V90H133V89H131ZM148 90V89H147ZM154 90H155V88H154ZM176 90V89H175ZM180 90V89H179ZM184 90V89H183ZM196 90V89H195ZM204 90V89H203ZM204 90V91H205ZM210 90V89H209ZM212 90V89H211ZM223 90V89H222ZM238 90V89H237ZM141 91V92H142ZM151 92H153L152 91V89L150 90ZM159 91V90H158ZM208 91V90H207ZM228 91V90H227ZM232 91V90H231ZM133 92V93H134ZM137 92V91H136ZM135 92V93H136ZM140 92V91H139ZM160 92V91H159ZM195 92V91H194ZM200 92H201V90H200ZM203 92V91H202ZM201 92V93H202ZM229 92V91H228ZM205 93H206V91H205ZM211 93H213L212 91L210 92V93H208L209 95L211 94ZM222 93H224V92H222ZM238 93V92H237ZM244 93H242V96L244 95ZM259 93V92H258ZM102 94H104L105 96H103V98H101L102 96ZM137 94V93H136ZM144 94V93H143ZM214 94V93H213ZM220 94V93H219ZM225 94V93H224ZM246 94V95H247ZM252 94V95H253ZM130 95H131V93H130ZM138 95V94H137ZM140 95H141V93H140ZM145 95V94H144ZM148 95H151V93L150 94H148ZM171 95V94H170ZM199 95V94H198ZM203 95H205V94H203ZM202 95V96H203ZM260 95H261V93H260ZM263 95H264V93H263ZM99 96H101V97H99ZM132 96V95H131ZM135 96V95H134ZM134 96H132V97H134ZM139 96V95H138ZM168 96V95H167ZM201 96V97H202ZM207 97L206 98H208V95H206ZM216 96V95H215ZM237 96V95H236ZM248 96V95H247ZM257 96V98H258V96H259V94L258 95H256ZM262 96V95H261ZM261 96H259V97H261ZM99 97V98H98ZM130 97V96H129ZM210 97H212V94H211V96ZM214 97V96H213ZM212 97V98H213ZM220 97V96H219ZM241 98V93H240V95L238 96V98ZM254 97V96H253ZM99 100H98V99ZM125 98L126 97H124L123 99H124V101H126L125 100ZM136 98V97H135ZM143 98V97H142ZM147 98V97H146ZM150 98H151V96H150ZM157 98H159V97H157ZM172 98V97H171ZM206 98H204L205 99V101H207L206 100ZM249 98H251V97H249ZM256 98V97H255ZM262 98H264V97H262ZM119 99H121V98H119ZM131 99V98H130ZM129 99V100H130ZM137 99V98H136ZM139 99V98H138ZM153 99H155L153 96H152V101H153ZM211 99V98H210ZM213 99H215V101H216V98H213ZM212 99V101H214ZM253 99V98H252ZM252 99H250V100H252ZM259 99V98H258ZM261 99V98H260ZM122 100V99H121ZM120 100V101H121ZM134 100V99H133ZM146 100H148L147 102H148V104L150 103L149 102V99H146ZM160 100H161V97H160ZM164 100V99H163ZM169 100V99H168ZM183 100V99H182ZM200 100V99H199ZM237 100V99H236ZM240 100V99H239ZM244 100V99H243ZM247 100V99H246ZM256 100V99H255ZM262 100V99H261ZM261 100L259 101V103H261ZM118 101V100H117ZM123 101V100H122ZM142 101H144V100H142ZM151 101V103H154V102H158L157 100L156 101H154V102H152ZM173 101V100H172ZM193 101V100H192ZM191 101V102H192ZM195 101V100H194ZM193 101V102H194ZM203 101V100H202ZM201 101V102H202ZM210 101V100H209ZM209 101H207L206 103L208 104L209 103ZM245 101V100H244ZM127 102H128V100H127ZM134 102V101H133ZM132 102V103H133ZM136 102H138L137 100H136ZM136 102H134V103H136ZM141 102V101H140ZM163 102V101H162ZM164 102H165V100H164ZM166 102H167V100H166ZM192 102V103H193ZM197 102V101H196ZM238 102V101H237ZM241 102V101H240ZM252 102H254V101H252ZM262 102H264L263 100H262ZM69 103L70 104H76V105H78L79 104V106H78V108H79V110L78 111H76V113H72V112H74L73 111V109L72 108H69L68 107V105H69ZM115 103H116V101H115ZM117 103H119V101L117 102ZM116 103V104H117ZM121 103V102H120ZM124 103V102H123ZM129 103V102H128ZM139 103V102H138ZM178 103V102H177ZM185 103V102H184ZM205 103V102H204ZM230 103V102H229ZM255 103H257L256 101H255ZM74 104V105H75ZM126 104V103H125ZM140 104V103H139ZM155 104V103H154ZM160 104V103H159ZM163 104V103H162ZM164 104H169V106H171L170 105V103H164ZM163 104V105H164ZM196 104V103H195ZM199 104L201 105L202 103H200V101H199ZM212 104H213V102H212ZM216 105H217V103H215ZM238 104V103H237ZM236 104V105H237ZM249 104H251V103H249ZM248 104V105H249ZM262 104V103H261ZM261 104H257V106H259V107H257V108H260V109H262V105ZM264 104V103H263ZM121 105H122V103H121ZM132 104H130L129 106H131ZM141 105H144L143 103L141 104ZM157 105V104H156ZM188 105V104H187ZM203 105V104H202ZM201 105V106H202ZM214 105V104H213ZM216 105H214L215 107H216ZM234 105V104H233ZM239 105V104H238ZM247 105V104H246ZM247 105V106H248ZM253 106L255 105V104H252ZM117 106H118V104H117ZM117 106H115V107H117ZM124 106V105H123ZM135 106L136 107H129V109L131 108L132 109V112H133V114H137L138 112H139V109L141 108L140 106H138V105H136L135 104ZM146 106V105H145ZM145 106H143V110H144V107ZM152 106H154V105H152ZM161 106V105H160ZM183 107H184V105H182ZM190 106L192 107V105L190 104ZM190 106H188V108H190ZM196 106H198V105H196ZM201 106L199 107V108H196L195 107V105H194V107L196 108V110L198 111V110H200V113L202 114V115H206V114H209L210 112H209V108H207V106H206V104H205V106H206V108L207 109H205L203 106V108L204 109H201ZM212 106V105H211ZM210 106V107H211ZM213 106V107H214ZM230 106H232V105H230ZM235 106V105H234ZM240 106V105H239ZM250 106V105H249ZM252 106V107H253ZM256 106V105H255ZM69 108V109H71L72 111H70L69 109H66V108ZM71 107V106H70ZM120 107V106H119ZM119 107H117V109H119ZM149 107V106H148ZM156 107V106H155ZM168 107V106H167ZM167 107H165V108H167ZM176 107H179L180 108V106H176ZM226 107V108H225ZM238 107V106H237ZM251 107V106H250ZM250 107H248V108H245V106H244V108H245V110H247V109H250ZM251 107V108H252ZM76 108V107H75ZM120 108H122V107H120ZM146 109H147V107H145ZM152 108V107H151ZM165 108H163L164 110H166ZM170 108H172V107H170ZM187 109V107L185 106L184 107V109ZM195 108H193V109H195ZM212 108V107H211ZM223 108H225V109H227V106L225 105ZM69 110L70 112H71V114H70V112H68L67 111V113L65 114V113H63V114H65V115H67V114H70V115H67L66 117L67 118H65L64 119V121H63V123H61V119L62 118H60L61 117V113H62V111H64V110ZM77 109V108H76ZM146 109H145V111H146ZM154 109V108H153ZM161 109V108H160ZM163 109H161V110H163ZM167 109H169V108H167ZM176 109V108H175ZM178 109V108H177ZM218 109H219V107H218ZM221 109V108H220ZM255 110H257L256 108H254ZM253 109V110H254ZM61 110V111H60ZM65 110V111H66ZM75 110V109H74ZM115 110V109H114ZM123 110V109H122ZM121 110V111H122ZM126 110V109H125ZM148 110V109H147ZM149 110H150V107H149ZM149 110H148V112H149ZM155 110H157V109H155ZM155 110H154V112H155ZM159 110V109H158ZM163 110V111H164ZM173 110V109H172ZM180 110V109H179ZM223 112L224 111H227V110H223V109H221ZM237 110V109H236ZM251 110V109H250ZM259 110V109H258ZM118 112L120 111V109L119 110H117ZM116 111V112H117ZM120 111V112H121ZM124 111V110H123ZM140 111H142V110H140ZM151 111V110H150ZM153 111V110H152ZM169 110H167V112H168ZM176 111V110H175ZM182 111H184V110H182ZM195 111V110H194ZM211 111H214V110H211ZM216 111V110H215ZM248 111V110H247ZM114 112V111H113ZM116 112H114L115 114H118L119 115V113H116ZM161 112V111H160ZM165 112V111H164ZM181 112V111H180ZM190 112H191V109H190ZM233 112H234V110H233ZM264 112V111H263ZM262 111H261V113H263ZM124 113V112H123ZM183 113V112H182ZM196 113V112H195ZM216 113V112H215ZM214 112L212 113H210V115L211 114H215ZM217 113H219V112H217ZM258 113H260L259 111H258ZM260 113V114H261ZM62 114V115H63ZM112 114V113H111ZM131 114V111H130V113H128V115H130ZM132 114V115H133ZM140 114H142V112L140 113ZM145 114V113H144ZM143 114V115H144ZM149 114V113H148ZM152 114V113H151ZM158 114V113H157ZM170 114V113H169ZM168 114V115H169ZM174 114V113H173ZM197 114V113H196ZM201 114H199V115H201ZM220 114H221V112H220ZM219 114V115H220ZM226 115H227V112L225 113ZM224 114V115H225ZM235 114V113H234ZM238 114V113H237ZM240 114V113H239ZM259 114V115H260ZM65 115H63V116H65ZM139 115V114H138ZM143 115H139V116H143ZM180 115V114H179ZM184 115H185V113H184ZM229 115V114H228ZM236 115V114H235ZM234 115V117H236ZM244 115V114H243ZM248 114H245V116H247ZM258 114H255V119H253V117H250L249 115L247 116L248 118H246V117H243L242 115H241V117H243V118H239L238 119V121H240V122H242V124L241 123H239V129L243 126H245L244 128H242V130L243 131H249L250 133H254L251 129V127L254 125V124H256V125H258L257 123H255L256 121H257V119H261V115H262V117H263V114H261L260 116H259ZM120 116H121V114H120ZM125 116V115H124ZM138 116V117H139ZM147 116V115H146ZM154 116H155V114H154ZM166 116V115H165ZM203 116V117H204ZM212 116V115H211ZM216 116V115H215ZM218 116V115H217ZM216 116V117H217ZM240 116V115H239ZM115 117H116V115H115ZM122 117V116H121ZM134 117V116H133ZM137 117V116H136ZM137 117V118H138ZM164 117V116H163ZM196 117H197V115H196ZM199 117H201V116H199ZM199 117H197V118H199ZM203 117L201 118V120L203 119ZM208 117H209V115H208ZM219 117V116H218ZM226 117V116H225ZM228 117V116H227ZM117 118V117H116ZM127 118V117H126ZM125 118V119H126ZM128 118H129V116H128ZM131 118V117H130ZM139 118H141V117H139ZM196 118V119H197ZM205 118H206V116H205ZM204 118V119H205ZM214 120L216 119V118H214V116L212 117ZM223 118H224V116H223ZM237 118V117H236ZM250 118H252V120H256V121H252ZM118 119H119V117H118ZM135 117H134V121H135ZM143 119V118H142ZM200 119V118H199ZM227 119V118H226ZM117 120V119H116ZM127 120V119H126ZM130 120V119H129ZM132 120V119H131ZM144 120V119H143ZM142 120V121H143ZM152 120V119H151ZM198 120V119H197ZM221 121H222V119H220ZM220 120H219V122H220ZM51 121H55V122H57V121H60V125L59 126H57L55 129L56 130H51V129H53V128H51V127H49V128H47V126L50 124V123H48V122H51ZM216 121V120H215ZM229 120H227V121H223V124L221 123V125H222V127L223 128H225L226 130H228L231 126H235L236 127V124H234V125H232L234 122H228ZM250 122V121H252L251 123H253V125H251V129L250 128H248V126L247 125H245V122ZM259 121V120H258ZM257 121V122H258ZM264 121V119L262 120V121H260V124L262 123ZM132 122V121H131ZM137 122V121H136ZM145 122V121H144ZM153 122V121H152ZM166 122V121H165ZM168 122V121H167ZM174 122V121H173ZM172 121L170 122V123H173ZM185 122V121H184ZM183 122V123H184ZM218 122V123H219ZM237 122V121H236ZM59 123V122H58ZM102 123H100V124H102ZM133 123V122H132ZM139 123V122H138ZM141 123V122H140ZM162 123V122H161ZM169 123V124H170ZM182 122L180 121V124H181ZM194 123V122H193ZM217 123V124H218ZM48 124V125H47ZM94 124H96V125H94ZM134 124H135V122H134ZM142 124V123H141ZM150 124V123H149ZM148 124V125H149ZM179 124V123H178ZM191 124V123H190ZM217 124H216V126H217ZM247 124V123H246ZM250 124V123H249ZM47 125V126H46ZM52 125V124H51ZM55 125V124H54ZM53 125V126H54ZM56 125H57V123H56ZM55 125V126H56ZM105 125V124H104ZM138 125V124H137ZM146 125V124H145ZM160 125V124H159ZM165 125H166V123H165ZM172 125V124H171ZM175 125H177V123H175ZM174 125V126H175ZM256 125H254V126H256ZM119 126V125H118ZM117 126V127H118ZM121 126H123V125H121ZM142 126V125H141ZM177 126H179V125H177ZM219 126V125H218ZM217 126V127H218ZM125 127V126H124ZM123 127V128H124ZM127 127H129L130 128V126L128 125H126V128ZM132 127V126H131ZM137 127V126H136ZM151 127V126H150ZM159 127V126H158ZM163 127V126H162ZM183 127V126H182ZM181 127V128H182ZM220 127V126H219ZM248 129H247V128ZM261 127V126H260ZM259 127V128H260ZM51 128V129H50ZM58 128V129H57ZM105 128V127H104ZM112 128V127H111ZM110 128V129H111ZM114 128V127H113ZM138 128V127H137ZM145 128H146V126H145ZM151 128H153V127H151ZM172 128V127H171ZM175 128V127H174ZM179 128V127H178ZM188 128V127H187ZM223 128H220V129H223ZM236 128H238V127H236ZM235 128V129H236ZM50 129V130H49ZM108 129V128H107ZM109 129V130H110ZM122 129V128H121ZM120 129V130H121ZM125 129V128H124ZM134 129H136V128H134ZM143 129H144V127H143ZM143 129H141L142 131H143ZM147 129H149L148 128V126H147ZM154 129V131H155V128H153ZM152 129V130H153ZM156 129H157V126H156ZM159 129V128H158ZM157 129V130H158ZM217 129H219V128H216V130ZM255 129H257V128H255ZM103 130V129H102ZM106 130V129H105ZM126 130H128V129H126ZM131 130V129H130ZM138 130H140V129H138ZM141 130H140V132H141ZM146 130V129H145ZM152 130L150 129V130H146V131H148V132H152ZM168 130V129H167ZM184 130H186V129H184ZM232 130H234V128H232ZM236 130H238V129H236ZM235 130V131H236ZM253 130H254V128H253ZM136 131V130H135ZM134 131V132H135ZM173 131V130H172ZM194 131V130H193ZM225 131V130H224ZM242 131V133H244ZM259 131V129L258 130H256L255 132H258ZM261 131V130H260ZM44 133V137H43V139L41 138V140H39L38 139V134L39 133ZM108 132V131H107ZM110 132V131H109ZM112 132H113V130H112ZM123 132V131H122ZM122 132H121V134H122ZM132 132V131H131ZM130 132V133H131ZM134 132L131 134V135H133L134 134ZM137 132H139V131H137ZM161 132V131H160ZM160 132H159V134H160ZM181 132H185V131H180L179 130V132L177 131V136L179 135L180 136V134H181ZM186 132H187V134H188V130H186ZM212 132L213 133H215L213 130H212ZM228 132L230 133V130H228ZM232 132H234V131H232ZM262 132V131H261ZM100 133V132H99ZM119 133V132H118ZM124 134H127V133H125V132H123ZM153 133V132H152ZM162 133V132H161ZM180 133V134H179ZM212 133V134H213ZM237 133V132H236ZM240 133V132H239ZM241 133V134H242ZM250 133H247V134H249L250 135ZM34 136H33V135ZM110 134V133H109ZM121 134H119V135H121ZM144 134V133H143ZM142 134V135H143ZM151 134V133H150ZM154 134H155V132H154ZM157 134V133H156ZM173 134V133H172ZM174 134H176V133H174ZM186 134V135H187ZM207 134V133H206ZM205 134V135H206ZM218 134V133H217ZM246 134V133H245ZM255 135L253 136V134H252V137H253V140L252 141H250V139H249V141L248 140H246L245 142L244 141H240L239 139L237 140L239 143H241L242 142V144H243V142H244V144L243 145H245V146H248V145H253L254 144V142H257V140H254V137L256 138V133H254ZM260 133H258V135H259ZM262 134H263V132H262ZM43 135V134H42ZM104 134H102V136H103ZM112 136L113 135H115L114 133H112L111 134ZM130 135V134H129ZM146 135V134H145ZM162 135H163V133H162ZM183 135V134H182ZM185 135V134H184ZM183 135V136H184ZM215 135V134H214ZM257 135V136H258ZM41 136V135H40ZM99 136V135H98ZM123 136H125V135H123ZM134 136V135H133ZM138 135H136V137H137ZM155 136V135H154ZM154 136H153V138H154ZM157 136V135H156ZM164 136V135H163ZM208 136V135H207ZM227 136H229V135H227ZM236 136H238V135H236ZM262 136V135H261ZM257 137V139H260V138H262V137ZM264 136V135H263ZM71 137V138H70ZM101 137V136H100ZM100 137H99V139H100ZM121 137V136H120ZM128 137H130V136H128ZM139 137H140V135H139ZM142 137V136H141ZM175 137V136H174ZM213 137V136H212ZM226 137V136H225ZM240 137H243V136H240ZM101 138H103V137H101ZM105 138H106V136H105ZM132 138V137H131ZM135 138V137H134ZM133 138V139H134ZM143 138V137H142ZM152 138V139H153ZM157 138V137H156ZM155 138V139H156ZM203 138V137H202ZM245 138V137H244ZM251 138V137H250ZM111 139H115L114 138V136H113V138H111ZM111 139L109 138V141L110 142H112L111 141ZM125 139L127 140V142H129L131 139L130 138H126L125 137ZM124 139V140H125ZM130 139V140H129ZM163 139V138H162ZM174 139V138H173ZM175 139H176V137H175ZM174 139V140H175ZM178 139V138H177ZM246 139H248V138H246ZM79 140V141H80ZM93 140V139H92ZM91 140V141H92ZM101 140H103V139H101ZM100 140V141H101ZM105 140V139H104ZM126 140L125 141H123V142H126ZM129 140V141H128ZM157 140V139H156ZM171 141H172V139H170ZM196 140V139H195ZM78 141V143H80V142H82L81 144H84V142L83 141H80L79 142ZM99 141V142H100ZM108 141V140H107ZM133 141V140H132ZM152 140H150L149 139V137L148 138H143V139H141V141L139 142L140 143V145H146L145 147L149 150V153L150 152H152V153H154V156L156 155L155 153H159V149L157 148L158 146H159V144H160V142H157V143H159L157 146L155 145V144H153L152 145V143L153 142H151ZM180 141V140H179ZM226 141H227V139H226ZM233 141H235V139L233 140ZM262 141V140H261ZM99 142L97 143V144H99ZM101 142H103V141H101ZM100 142V143H101ZM127 142H126V144H127ZM178 142V141H177ZM198 142V141H197ZM229 142V141H228ZM259 142V141H258ZM13 143H16V144H14L13 145ZM17 143H22L21 144V146L18 148V146H19V144H17ZM87 143H89V142H87ZM86 143V144H87ZM104 143H106V141L104 142ZM112 143H115V142H112ZM138 143V144H139ZM163 143V142H162ZM195 143V142H194ZM200 143V142H199ZM229 143H231V140H230V142ZM229 143H227V144H229ZM233 143V142H232ZM231 143V144H232ZM86 144H84V145H86ZM96 144V143H95ZM95 144H93V145H95ZM97 144H96V146H97ZM107 144V143H106ZM109 144V143H108ZM124 143H122V145H123ZM165 144V149H166V143H164ZM217 144V143H216ZM231 144H230V146H231ZM259 144V143H258ZM17 145V148H12L13 146H16ZM53 145V144H52ZM77 145V144H76ZM78 145H80V144H78ZM104 145V144H103ZM114 145V144H113ZM117 145V144H116ZM130 145H132L131 143H130ZM161 145V144H160ZM173 145V144H172ZM171 145V146H172ZM262 145H263V143H262ZM65 146V147H64ZM81 146V145H80ZM99 146H100V144H99ZM110 146H112V145H110ZM109 146V148H110V150H111V147ZM127 146H128V144H127ZM168 146H169V144H168ZM178 146V145H177ZM180 146V145H179ZM178 146V147H179ZM193 146V145H192ZM192 146L191 147H189V148H191V151H193L194 149H192ZM225 146V145H224ZM234 146V145H233ZM236 146H238V145H236ZM245 146H244V148H245ZM259 146H261V145H259ZM50 147H51V145H50ZM49 147V148H50ZM54 147V146H53ZM69 147V148H68ZM76 147V146H75ZM78 147V146H77ZM76 147V148H77ZM84 147H87V146H84ZM90 147V146H89ZM93 147V146H92ZM102 147V146H101ZM104 148H106L105 147V145L103 146ZM123 147V146H122ZM124 147H126L125 146V144H124ZM123 147V148H124ZM195 147V146H194ZM223 147V146H222ZM227 147H229V145H227ZM226 147V148H227ZM255 147V146H254ZM262 147V146H261ZM264 147V146H263ZM48 148V149H49ZM79 148V147H78ZM95 148V147H94ZM133 148V147H132ZM131 148V149H132ZM135 148V147H134ZM144 148V147H143ZM159 148H161V147H159ZM188 148V149H189ZM225 148V149H226ZM230 148V147H229ZM234 148V147H233ZM232 148V149H233ZM238 148H240V147H238ZM238 148H237V150H238ZM242 148H243V146H242ZM247 148V147H246ZM51 149V148H50ZM59 149V147H57V150ZM61 149V148H60ZM59 149V150H60ZM71 149V148H70ZM84 149H86V148H84ZM83 149V150H84ZM108 149V148H107ZM120 149V148H119ZM119 149H118V151H119ZM127 149V148H126ZM140 149V148H139ZM146 149V151L148 152V150ZM162 149H163V147H162ZM196 149H197V147H196ZM224 149V148H223ZM222 149V150H223ZM224 149V150H225ZM65 150V151H66ZM74 150V149H73ZM72 150V151H73ZM88 150H90V149H88ZM95 150V149H94ZM106 150V149H105ZM105 150H104V152H105ZM115 150H116V148H115ZM121 150H122V148H121ZM125 150V149H124ZM141 150V149H140ZM143 150V149H142ZM145 150V149H144ZM143 150V151H144ZM174 150V149H173ZM172 150V151H173ZM244 150V149H243ZM249 150H250V148H249ZM258 150V149H257ZM257 150H256V152H257ZM43 151H44V153H43ZM52 151H53V149H52ZM75 151V150H74ZM80 151V150H79ZM85 151V150H84ZM86 151H87V149H86ZM97 151H98V149H97ZM123 151V150H122ZM128 151V150H127ZM135 151V150H134ZM138 151V150H137ZM146 151H144V152H146ZM166 151V150H165ZM178 151H180V150H178ZM188 150H186V152H187ZM196 151V150H195ZM228 151V150H227ZM229 151H230V149H229ZM235 151V150H234ZM248 151V150H247ZM50 152V151H49ZM48 152V153H49ZM77 152V151H76ZM103 152V153H104ZM108 152V151H107ZM106 152V153H107ZM111 152V151H110ZM115 152V151H114ZM164 152V151H163ZM167 152H169V151H167ZM177 152V151H176ZM181 152V151H180ZM182 152H185V151H182ZM189 152V151H188ZM235 152H237V151H235ZM241 152V151H240ZM55 153V152H54ZM54 153H53V155H54ZM57 153V152H56ZM55 153V154H56ZM82 153H84L83 151H82ZM88 153V152H87ZM94 152H91V154H93ZM106 153H104V155H102V153H100L101 155H102V157H104L105 156V154ZM118 153V152H117ZM120 153V152H119ZM118 153V154H119ZM125 153V152H124ZM123 153V154H124ZM130 153H132V152H130ZM135 153V152H134ZM140 153H143V152H140ZM151 153V154H152ZM161 153V152H160ZM170 153V152H169ZM179 152H177L176 154H178ZM191 153L192 152H189V154L191 155ZM225 153H227V152H225ZM246 153V152H245ZM248 153V152H247ZM262 152H260L259 154H261ZM51 154V153H50ZM65 154H66V152H65ZM68 154V153H67ZM70 154V153H69ZM80 154V153H79ZM89 154H90V151H89ZM88 154V155H89ZM100 154H98V155H100ZM118 154H117V157H118ZM138 154H139V152H138ZM145 154V153H144ZM162 154V153H161ZM174 154H175V152H174ZM183 154V153H182ZM188 153H187V155H189ZM230 155H231V153H229ZM228 154V155H229ZM233 154V153H232ZM241 154V153H240ZM257 154V153H256ZM258 154V155H259ZM76 155V154H75ZM85 155H87V154H85ZM95 155V154H94ZM97 155V154H96ZM96 155H95V159H96ZM108 155H109V152H108ZM113 155V154H112ZM131 155H133V153L131 154ZM136 155L137 154H135V155H133V156H135L136 157ZM140 155V154H139ZM139 155H137V156H139ZM147 155V154H146ZM167 155V154H166ZM165 155V156H166ZM179 155H180V153H179ZM184 155H185V153H184ZM223 155H224V153H223ZM264 155V154H263ZM262 154H261V156L262 157H264ZM52 156V155H51ZM62 156V155H61ZM69 156V155H68ZM77 156H79L78 154H77ZM121 156H122V154H121ZM124 156V155H123ZM162 156V155H161ZM174 155H172V157H173ZM244 156H246V155H244ZM244 156H242V159H243V157ZM253 156H254V154H253ZM33 157H36V161L34 160V161H32V159H33ZM83 157V156H82ZM99 157H101V156H99ZM101 157V158H102ZM109 157V156H108ZM128 157V156H127ZM126 157V158H127ZM132 157V156H131ZM141 157V156H140ZM156 157V156H155ZM177 157H178V155H177ZM177 157L175 158H173V159H169V160H167V163L165 162V164H166V166L168 167L169 166V170L171 169V172H174V175H179L180 174V172H182L183 170H186L187 171V168H189L188 167V165L190 164V161L189 162H187L186 160V163H180L179 165H178V163L179 162H177L178 160H176L177 159ZM188 157V156H187ZM246 157H250V156H246ZM258 156L256 155V157L255 158H257ZM262 157L261 158H259V159H261L262 160ZM54 158V157H53ZM74 158V157H73ZM77 158V157H76ZM85 158V160H86V158L87 157H84ZM92 158V157H91ZM91 158L89 159V158H87V160L86 161H88V159L89 160H91ZM98 158V157H97ZM105 158V157H104ZM103 158V159H104ZM106 158H107V155H106ZM105 158V159H106ZM124 158V157H123ZM122 158V159H123ZM125 158V159H126ZM137 158V157H136ZM141 158H143V156L141 157ZM158 158V157H157ZM165 158V157H164ZM163 158V159H164ZM194 158V157H193ZM219 158V157H218ZM251 158H252V156H251ZM41 159V158H40ZM39 159V160H40ZM71 159H72V157H71ZM94 159V160H95ZM104 159V160H105ZM124 159V160H125ZM139 159V158H138ZM148 159V158H147ZM239 159V158H238ZM237 159V160H238ZM244 159H246L245 157H244ZM243 159V160H244ZM250 159V158H249ZM258 159V158H257ZM46 160H48V158H46V159H44V161H46ZM52 159H50V161H51ZM84 160V159H83ZM93 160V159H92ZM91 160V161H92ZM97 160V159H96ZM108 160H110L109 158H108ZM131 160H133V159H131ZM130 160V161H131ZM152 160H153V157H152ZM156 160V159H155ZM189 160H191V159H189ZM194 160V159H193ZM219 160V159H218ZM240 161H241V159H239ZM242 160V161H243ZM246 160H248V158L246 159ZM246 160H244V162L246 161ZM253 160L255 161V159L253 158V159H251L250 161H252L253 162ZM54 161L55 160H53V164H54ZM61 161V160H60ZM81 161V160H80ZM101 161V160H100ZM103 161V160H102ZM129 161V162H130ZM134 161V160H133ZM140 161V160H139ZM142 161V160H141ZM158 161V160H157ZM162 161V160H161ZM179 161H181V160H179ZM240 161H237L238 163H240ZM241 161V162H242ZM250 161H247V164L249 165L250 163H252V162H250ZM263 161V160H262ZM62 162V161H61ZM90 161H88V163H89ZM104 162V161H103ZM102 162V163H103ZM115 162V161H114ZM119 162V161H118ZM126 162H127V160H126ZM153 162L154 161H152L151 163L153 164ZM216 162V161H215ZM218 163H219V161H217ZM233 162V161H232ZM243 162V163H244ZM248 162H250V163H248ZM259 162H260V160H259ZM42 163H43V161H42ZM49 163V162H48ZM84 163V162H83ZM82 163V164H83ZM87 163V162H86ZM106 163V162H105ZM108 163V162H107ZM111 163V162H110ZM117 163V162H116ZM115 163V164H116ZM133 163V162H132ZM141 163H144L143 161L141 162ZM147 163V162H146ZM149 163V162H148ZM150 163V164H151ZM217 163V164H218ZM90 164H91V162H90ZM119 164V163H118ZM123 164H125V162H123ZM123 164H121V165H123ZM135 164H136V162H135ZM151 164V165H152ZM165 164H163V165H165ZM194 164H195V161H194ZM241 164V163H240ZM246 164V165H247ZM254 164L255 163H253V164H250V165H252L253 167H254ZM49 165V164H48ZM47 165V166H48ZM60 165H62V164H60ZM65 165V164H64ZM87 165V164H86ZM101 165V164H100ZM120 165V166H121ZM129 165H131V163L129 164ZM147 165H149V164H147ZM147 165H146V169H147ZM154 165H155V162H154ZM193 165V164H192ZM224 165V164H223ZM227 165V164H226ZM239 165V164H238ZM238 165H237V169L238 170H240L239 172H238V174L237 175H239V177L242 175H245L246 173H245V171L242 169V168H238ZM247 165V166H248ZM49 166H53L52 165V163H51V165H49ZM83 166V165H82ZM101 166H103V164L101 165ZM106 166V165H105ZM104 166V167H105ZM112 166V165H111ZM117 166V165H116ZM115 166V167H116ZM137 166V165H136ZM138 166H139V163H138ZM138 166L136 167V168H138ZM143 166H144V164H143ZM157 166H159L158 164H156V167ZM165 166V169L167 168ZM217 166V165H216ZM233 166H234V164H233ZM240 166V165H239ZM247 166H246V168H247ZM20 167H22L23 169H21V171H19V169H20ZM103 167V168H104ZM114 167V168H115ZM127 167V166H126ZM130 167V166H129ZM131 167H134V166H131ZM145 167V166H144ZM156 167H152V166H150L148 169H147V171L150 173V174H152V175H158V174H161V170L160 169H157ZM161 167H163L164 168V166H162V164H161ZM192 167H194V166H192ZM234 167H236V166H234ZM234 167H233V169H234ZM59 168V167H58ZM64 168V167H63ZM68 168V167H67ZM106 168V167H105ZM105 168H104V170H105ZM109 168H110V166H109ZM108 168V169H109ZM124 168H125V166H124ZM124 168H122L121 169V173H122V171H124L125 170V172L126 171H128V169L126 168V169H124ZM160 168V167H159ZM163 168H161V169H163ZM204 168V167H203ZM203 168H201V169H203ZM218 168V167H217ZM223 168V167H222ZM231 168H232V166H231ZM46 169V168H45ZM116 169H118L117 167H116ZM134 169V168H133ZM138 169H140V168H138ZM165 169H163V171L165 170ZM168 169V168H167ZM166 169V170H167ZM190 169V168H189ZM224 169V168H223ZM249 169V168H248ZM27 170L25 171V172H27ZM50 170V169H49ZM48 170V171H49ZM68 170V169H67ZM90 170V169H89ZM101 170V169H100ZM103 170V171H104ZM112 170V169H111ZM194 170V169H193ZM211 170V169H210ZM215 170V169H214ZM216 170H218V169H216ZM235 170V169H234ZM245 170H247V169H245ZM250 170H254V168L252 169H250ZM31 171H28V172H31ZM51 171V170H50ZM50 171L49 172H47L48 173V175H46L47 177L50 175L49 173H50ZM66 171V170H65ZM108 171V170H107ZM118 171H120L119 169H118ZM133 171V170H132ZM131 171V172H132ZM134 171H136V170H134ZM138 171V170H137ZM136 171V172H137ZM146 171V172H147ZM226 171V170H225ZM227 171H228V168H227ZM226 171V172H227ZM231 171H232V169H231ZM23 172V171H22ZM24 172V173H25ZM87 172V171H86ZM105 173H106V171H104ZM113 172V171H112ZM129 172V171H128ZM170 172V173H171ZM184 172V171H183ZM200 172V171H199ZM212 172V171H211ZM218 172V171H217ZM217 172H214V174L215 173H217ZM236 172V171H235ZM46 173V174H47ZM72 173V172H71ZM95 173V172H94ZM118 173V172H117ZM144 173V172H143ZM186 173V172H185ZM188 173L190 174V171H188ZM192 173V172H191ZM29 174V173H28ZM75 174V173H74ZM73 174V175H74ZM91 174V173H90ZM108 174V173H107ZM106 174V175H107ZM114 174V173H113ZM124 174V173H123ZM128 174V173H127ZM129 174H130V172H129ZM134 174V173H133ZM165 174V173H164ZM163 174V175H164ZM183 174V173H182ZM181 174V175H182ZM196 174V173H195ZM199 174V173H198ZM210 174H212V173H210ZM219 174H220V171H219ZM219 174L217 175L216 174V176H219ZM222 174H223V171H222ZM224 174H225V172H224ZM231 175H232V173H230ZM236 174V173H235ZM248 174H251V173H249L248 172ZM30 176H31V174H29ZM69 175V174H68ZM67 175V176H68ZM106 175H104V176H106ZM111 175V174H110ZM146 175V174H145ZM148 175V174H147ZM146 175V176H147ZM151 175V176H152ZM170 175V174H169ZM173 174H171L170 176H172ZM194 175V174H193ZM208 175H209V173H208ZM229 175V174H228ZM252 175V174H251ZM21 176H22V174H21ZM65 176V175H64ZM78 176V178L77 177H75V179L77 180V179H79V175H77ZM81 176V175H80ZM100 177H101V175H99ZM114 176V175H113ZM119 176V175H118ZM130 176H131V174H130ZM129 176V177H130ZM143 176L144 175H142V173L141 172H137L136 174H134V179H135V183L136 182H138V183H140V181L142 180V178H143ZM165 176V175H164ZM163 176V177H164ZM180 176V175H179ZM196 176H198V175H196ZM210 176V175H209ZM212 176H214V175H212ZM221 176V175H220ZM225 176V175H224ZM224 176H223V180L221 181V180H218V181H221V182H223L224 183V180H226V178H227V176H226V178H224ZM71 177V176H70ZM121 177V176H120ZM119 177V178H120ZM127 177V176H126ZM126 177H125V179H126ZM131 177V178H132ZM148 177V176H147ZM159 177H160V175H159ZM158 177V178H159ZM161 177H162V175H161ZM176 177V176H175ZM174 177V178H175ZM181 177V176H180ZM229 177V176H228ZM231 177V176H230ZM235 177V176H234ZM246 177V176H245ZM65 178V177H64ZM80 178H82V176L80 177ZM85 178V177H84ZM97 178V177H96ZM99 178V177H98ZM107 178V177H106ZM109 178H113V179H115L114 177H109ZM109 178L107 179V181L105 180V182L107 183L108 182V180H109ZM123 177H121L120 179H122ZM156 178V177H155ZM184 178V177H183ZM195 178V177H194ZM247 178V177H246ZM249 178H250V175H249ZM18 179H19V177H18ZM17 179V180H18ZM22 179V178H21ZM53 178H51V180H52ZM71 179V178H70ZM74 179V178H73ZM75 179H74V182H75ZM86 179V178H85ZM87 179H88V177H87ZM86 179V180H87ZM125 179L123 180V182L125 183V185H126V181H125ZM128 179V178H127ZM134 179L132 180V182L134 181ZM148 179H153V178H149L148 177ZM157 179V178H156ZM156 179H155V181H156ZM161 179V178H160ZM159 179V180H160ZM169 180L170 179H172V178H168ZM180 179V178H179ZM178 179V180H179ZM192 180H193V177L191 178ZM198 179V180H197ZM197 179L195 180L196 182H194V183H192L193 185L192 186H190L189 188H187V189H184L183 191L181 190V193L183 194V195H189V192H192V190L193 191H195V192H197L198 194H202L201 196H203V198L201 199L202 201H203V206H202V208L201 207H199V208H201L202 210H208L209 209V206L211 205L212 207H213V205H212V203H213V200H212V202H211V200H210V196H208L207 195V192H206V190L207 189H209L211 186H213L214 184H213V180L212 179H210V177H206V176H203V177H201V176H199V177H197ZM219 179H221V178H219ZM233 179V178H232ZM235 179V178H234ZM239 179H241V178H239ZM245 179V178H244ZM248 179V178H247ZM31 180V184H32V179H30ZM104 180V179H103ZM158 180V179H157ZM174 180V179H173ZM228 180V179H227ZM55 181V180H54ZM54 181H52V183L54 182ZM89 180H87V184H90V185H88V186H92L93 187V184H95L94 183V181L92 182L93 184H91V183H89L88 182ZM95 181H96V179H95ZM118 181V180H117ZM146 181V180H145ZM148 181V180H147ZM146 181V182H147ZM152 181V180H151ZM217 181V182H218ZM235 181V180H234ZM237 181H238V179H237ZM236 181V183L238 184V182ZM21 182V181H20ZM67 182V181H66ZM71 182V181H70ZM73 182V183H74ZM98 182H100V181H98ZM104 182V181H103ZM103 182H101V183H103ZM122 182V181H121ZM122 182V183H123ZM131 182V181H130ZM141 182H143V181H141ZM166 182H167V180H166ZM175 182V181H174ZM183 182V181H182ZM187 182H189V181H187ZM221 182H219L220 184H221ZM240 182V181H239ZM242 182V181H241ZM240 182V183H241ZM245 182H246V180H245ZM250 182V181H249ZM105 183V184H106ZM109 183V182H108ZM112 183V182H111ZM116 183V182H115ZM135 183H133V184H135ZM138 183H136V184H138ZM154 183V182H153ZM159 183V182H158ZM157 183V184H158ZM165 183V182H164ZM184 183V182H183ZM214 183H215V181H214ZM18 184V183H17ZM17 184H16V186H17ZM22 184H24L23 183V181H22ZM25 184H27V183H25ZM25 184L24 185H22L21 187H23V186H25ZM76 184V186L78 187L79 185V190H80V188L82 187L83 188V183H80V181L78 182V180H77V182L75 183ZM99 184V183H98ZM110 184V183H109ZM121 184V183H120ZM141 184V183H140ZM148 184V183H147ZM156 184V183H155ZM160 184V183H159ZM163 184V183H162ZM168 184V183H167ZM185 184V183H184ZM187 184V183H186ZM191 184V183H190ZM211 184H213V185H211ZM217 184V183H216ZM216 184H215V186H216ZM225 184H226V182H225ZM244 184V183H243ZM247 184V183H246ZM30 185V184H29ZM56 185V184H55ZM59 185V184H58ZM84 185H86L85 184V182H84ZM102 185V184H101ZM100 185V186H101ZM112 185V184H111ZM114 185V184H113ZM122 185V184H121ZM176 185H177V182H176ZM189 185V184H188ZM227 185V184H226ZM241 185V184H240ZM248 185V184H247ZM32 186V185H31ZM30 186V187H31ZM33 186H36V184H35V182H34V185ZM41 186V185H40ZM75 185H74V187H76ZM103 186V185H102ZM110 186V185H109ZM108 186V187H109ZM115 186V185H114ZM128 186V185H127ZM134 186V185H133ZM137 186H139V184L137 185ZM136 186V188L138 189V187ZM147 186V185H146ZM156 186V185H155ZM185 186V185H184ZM210 186V187H209ZM223 186V185H222ZM241 186H243V185H241ZM26 188L28 187V184L25 186ZM38 187V186H37ZM36 187V188H37ZM43 187V186H42ZM41 187V188H42ZM55 187V186H54ZM54 187H53V189H54ZM60 187V186H59ZM91 187V190L93 189ZM141 187H142V184H141ZM151 187H153V186H151ZM181 187V186H180ZM180 187H179V189H180ZM209 187V188H208ZM234 187V186H233ZM236 187V186H235ZM238 187V186H237ZM243 187H245V186H243ZM242 187V188H243ZM14 188V187H13ZM13 188H11V189H13ZM18 188H19V186H18ZM24 188V187H23ZM32 188V187H31ZM35 188V187H34ZM73 188V187H72ZM84 188H85V186H84ZM83 188V190H85ZM87 188V187H86ZM96 188H97V186H96ZM100 188H102V187H100ZM105 187H103L102 189H104ZM110 188V187H109ZM115 188V187H114ZM128 188V187H127ZM175 188H177V186L175 187ZM239 188H240V186H239ZM239 188H238V190H239ZM15 189V188H14ZM16 189H17V187H16ZM29 189V188H28ZM47 189V188H46ZM46 189H44V190H46ZM51 189V188H50ZM56 189V188H55ZM59 189V188H58ZM77 189V188H76ZM88 189H90L89 187H88ZM98 189H99V185H98ZM102 189H100L101 191H102ZM117 189V188H116ZM128 189H130V187L128 188ZM131 189L133 190V188H132V186H131ZM211 189V188H210ZM213 190H214V188H212ZM211 189V190H212ZM218 189V188H217ZM236 189V188H235ZM234 189V190H235ZM36 190V189H35ZM39 190V189H38ZM43 190V191H44ZM48 190V189H47ZM47 190H46V193L48 194V192H47ZM57 190V189H56ZM56 190H54V191H56ZM71 190V189H70ZM79 190H77V194H78V191ZM82 190V191H83ZM95 190V189H94ZM99 190V191H100ZM119 190V189H118ZM131 190V191H132ZM142 190V189H141ZM159 190H161V189H159ZM170 190V189H169ZM172 190V189H171ZM191 190V191H190ZM215 190H216V188H215ZM214 190V191H215ZM222 190V189H221ZM237 190V189H236ZM237 190V191H238ZM6 191V190H5ZM16 191V190H15ZM21 191V190H20ZM26 191V190H25ZM28 192H29V190H27ZM26 191V192H27ZM31 191V190H30ZM42 191V192H43ZM51 191V190H50ZM60 191V190H59ZM63 191V190H62ZM81 191V192H82ZM93 191V190H92ZM104 191H105V189H104ZM116 190L114 189V191L112 190V192H115ZM134 191H135V193H136V190L134 189ZM138 191V190H137ZM173 191V190H172ZM210 191V190H209ZM217 191V190H216ZM216 191H215V193H216ZM220 191V190H219ZM10 192V191H9ZM8 192V193H9ZM13 192H14V190H13ZM23 192V191H22ZM25 192V193H26ZM36 192V191H35ZM34 192V194H36ZM57 193H59L58 191H56ZM55 192V193H56ZM67 192V191H66ZM69 192H71V191H69ZM85 192L87 193V191L85 190ZM89 192H91V191H89ZM93 192H95L96 193V190L95 191H93ZM105 192H107V191H105ZM119 192V195H120V191H118ZM142 192V191H141ZM146 192V191H145ZM149 192V191H148ZM151 192V191H150ZM165 192V191H164ZM180 192V191H179ZM222 192V191H221ZM229 192V191H228ZM4 193V192H3ZM2 193V194H3ZM7 193V194H8ZM15 193V192H14ZM17 193V192H16ZM15 193V194H16ZM24 193V194H25ZM38 193H40V192H38ZM50 193V195L51 196H49V194H48V196L51 198V197H53L52 195L53 194H55L54 192L53 193H51V192H49ZM85 193V194H86ZM95 193H93V195H92V197L94 196H96L97 195V193H96V195H95ZM98 193H100V194H102L101 192H98ZM121 193H123V192H121ZM128 193V192H127ZM130 193H132V192H130ZM140 193V192H139ZM214 193V195H216ZM225 193V192H224ZM6 194V193H5ZM4 194V195H5ZM23 194V195H24ZM27 194V193H26ZM25 194V195H26ZM29 194V193H28ZM40 194H42V193H40ZM47 194H44V195H47ZM60 195H61V193H59ZM63 194V193H62ZM82 194V193H81ZM84 194V195H85ZM91 194V193H90ZM99 194V195H100ZM106 194V193H105ZM115 194H117V193H115ZM124 194V193H123ZM123 194H121V195H123ZM138 194V193H137ZM151 194V193H150ZM167 194V193H166ZM178 194H180V193H178ZM211 194H213V193H211ZM9 195H11L12 196V198H13V195H12V192H10L9 193ZM16 195H18V194H16ZM22 195V194H21ZM32 193H31V197H30V199L32 198ZM59 195V196H60ZM84 195H82V197L84 196ZM104 195V194H103ZM113 195V194H112ZM119 195H118V197H119ZM125 195V194H124ZM134 195H136V194H134ZM142 195V194H141ZM148 195V194H147ZM172 195V194H171ZM181 195V194H180ZM180 195H178L179 196V198H180ZM183 195H181V196H183ZM192 194H190V196H191ZM219 195V194H218ZM15 196V195H14ZM27 196V195H26ZM43 195H41V197H42ZM63 196V195H62ZM68 196H69V194H68ZM75 196V195H74ZM78 196H80V195H78ZM107 196V195H106ZM128 196V195H127ZM127 196H125V197H127ZM137 196V198H139V196L138 195H136ZM146 196V195H145ZM149 196V195H148ZM151 196V195H150ZM173 196H176V195H173ZM195 197H196V195H194ZM232 196V195H231ZM261 196V195H260ZM0 197H3V196H0ZM25 197V196H24ZM34 197V196H33ZM36 197V196H35ZM38 197H40L39 195H38ZM55 197H57L56 195H55ZM65 197V196H64ZM76 197H77V195H76ZM81 197V196H80ZM86 197V196H85ZM88 197V196H87ZM91 197V199H92V201H93V198ZM99 197H105V195L104 196H99ZM98 197V198H99ZM108 197V196H107ZM107 197L105 198V200L107 199ZM113 198H114V195L112 196ZM112 197H110L109 196V198H112ZM121 197V196H120ZM131 197H132V195H131ZM141 197H144V196H141ZM171 197V196H170ZM189 197V196H188ZM213 197V196H212ZM219 197V196H218ZM230 197V196H229ZM15 198V197H14ZM22 198V200H24L23 199V196L21 197ZM27 198V197H26ZM29 198V197H28ZM42 198H45V196L44 197H42ZM42 198H38L39 199V202L41 203V201L40 200H42ZM58 198V197H57ZM60 198V197H59ZM58 198V199H59ZM62 198V197H61ZM66 198H67V196H66ZM66 198H64V199H66ZM108 198V199H109ZM128 198V197H127ZM173 199H175L174 197H172ZM178 198V197H177ZM190 199H191V197H189ZM215 198V197H214ZM1 199V198H0ZM9 199V198H8ZM7 199V200H8ZM16 199V198H15ZM34 199V198H33ZM36 199H37V197H36ZM36 199H34V200H36ZM38 199L36 200V201H38ZM46 199V198H45ZM48 199V198H47ZM52 199V198H51ZM51 199L49 200V201H51ZM64 199H62V200H64ZM68 199V198H67ZM76 199V198H75ZM78 199V201H79V198H77ZM96 198H94V200H95ZM100 199V198H99ZM98 199V201H100ZM107 199V200H108ZM134 199H136V198H134ZM141 199V198H140ZM145 199V198H144ZM150 199V198H149ZM167 199H169L168 197H167ZM172 199V200H173ZM183 199H185V197L183 198ZM193 199V198H192ZM220 199V198H219ZM226 199V198H225ZM224 199V200H225ZM10 200V199H9ZM12 200V199H11ZM18 200H19V197H18ZM32 200V199H31ZM56 201H58L57 199H55ZM54 200V201H55ZM74 200V197L72 196L69 200H68V203H67V205L66 206H71L70 205V203L72 202ZM123 200H124V198H123ZM121 198L120 199H118L117 200V202H118V206L117 207H119V209H120V213H122L121 211H123L122 209H123V207H125L124 205H125V203L126 202H124V201H126V200H124L123 201ZM129 200H132V199H129ZM171 200V201H172ZM181 200V199H180ZM222 200V199H221ZM226 200H228V199H226ZM255 200V199H254ZM262 200V199H261ZM12 201H15L14 199L12 200ZM33 201V200H32ZM35 201V202H36ZM42 201H44V199L42 200ZM46 201V200H45ZM44 201V202H45ZM48 201V202H49ZM59 201H61V200H59ZM58 201V202H59ZM67 201V200H66ZM88 201V200H87ZM91 201V200H90ZM145 201V200H144ZM217 201H218V199H217ZM264 201V200H263ZM263 201H255L256 202V204H255V206H254V213H255V215L256 216H260L259 214H262L264 211H263V205H264V202ZM18 202V201H17ZM17 202H15V204L17 203ZM31 202V201H30ZM34 202V201H33ZM39 202H37L38 204H39ZM48 202H46V203H48ZM53 202V201H52ZM62 202H65V201H62ZM61 202V203H62ZM76 202L77 201H75V203L73 202V204H76ZM89 202V201H88ZM101 202V201H100ZM105 202V201H104ZM110 202V201H109ZM112 202V201H111ZM130 202V201H129ZM137 202H139V201H137ZM136 202V203H137ZM175 202V201H174ZM184 202V201H183ZM191 202H192V200H191ZM196 202V201H195ZM197 202H201L200 200L199 201H197ZM229 202V201H228ZM18 203H21L20 201L18 202ZM25 203V202H24ZM53 203H55V202H53ZM52 203V204H53ZM60 203V204H61ZM89 203H91V202H89ZM93 203H94V201H93ZM99 203V202H98ZM103 205H104V203H103V200H102V202H101ZM134 203V202H133ZM202 203V202H201ZM215 203V202H214ZM224 203V202H223ZM14 204V205H15ZM37 204V205H38ZM44 204V203H43ZM56 204V203H55ZM55 204H53V205H51V206H54ZM72 204V203H71ZM72 204V205H73ZM78 204V203H77ZM111 204V203H110ZM128 204V203H127ZM126 204V205H127ZM130 204H132L131 202H130ZM137 204H139V203H137ZM141 204H143L142 202H141ZM183 204H185V203H183ZM187 204V203H186ZM185 204V205H186ZM188 204H190V203H188ZM198 204V203H197ZM218 204V203H217ZM220 204H221V202H220ZM253 204V203H252ZM13 205V204H12ZM11 205V203H10V207L12 206ZM13 205V206H14ZM18 205H21V204H18ZM17 205V206H18ZM40 205H42V204H39L38 206H40ZM49 205V204H48ZM96 205H98V204H96ZM106 205V204H105ZM113 205H114V201H113ZM116 205V204H115ZM129 205V204H128ZM132 205H135V203L134 204H132ZM181 205V204H180ZM184 205V206H185ZM216 205V204H215ZM226 205H229V204H226ZM26 206V205H25ZM44 206H45V204H44ZM60 206V205H59ZM74 206V205H73ZM90 206H91V204H90ZM93 206V205H92ZM99 206V205H98ZM101 206V205H100ZM99 206V207H100ZM109 206V205H108ZM112 206V205H111ZM110 206V207H111ZM142 207H143V205H141ZM140 206V207H141ZM189 206H191V205H189ZM217 206V205H216ZM223 206H224V204H223ZM222 206V207H223ZM9 207V206H8ZM16 207V206H15ZM62 207V206H61ZM61 207H59V208H61ZM65 207V206H64ZM99 207H98V209H99ZM107 207V206H106ZM116 206H112V209L113 208H115ZM172 207V206H171ZM188 207V206H187ZM192 207V206H191ZM221 207V208H222ZM226 206H224L223 208H225ZM228 207V206H227ZM230 207V206H229ZM16 208H18V207H16ZM40 207H37L36 208V210L37 209H39ZM46 208V207H45ZM44 208V209H45ZM47 208H49L48 206H47ZM58 208V209H59ZM67 208V207H66ZM70 208V207H69ZM69 208H67V209H69ZM108 208V207H107ZM130 208V207H129ZM194 208H196V207H194ZM246 208V207H245ZM251 208V207H250ZM11 209V208H10ZM25 209V208H24ZM67 209H66V211H67ZM78 209V208H77ZM85 209V211H86V208H84ZM90 209H92V208H90ZM95 209V208H94ZM101 209H103V208H101ZM109 209V208H108ZM134 209H136V207H134ZM143 209V208H142ZM188 209V208H187ZM230 209V208H229ZM247 209V208H246ZM12 210V209H11ZM10 210V211H11ZM18 210V209H17ZM17 210L15 211V212H17ZM30 210V209H29ZM40 210V209H39ZM46 210V209H45ZM62 210V209H61ZM61 210H59V213H62V212H60ZM80 210V209H79ZM97 210V209H96ZM116 210V209H115ZM118 210V209H117ZM117 210L115 211V212H117ZM125 210V209H124ZM130 210V209H129ZM129 210H127L128 211V213H129ZM136 210H139V206H138V209H136ZM196 210V209H195ZM218 210V209H217ZM216 209L214 210L215 212H213V215H214V213L216 214L217 211ZM227 210V209H226ZM252 210V209H251ZM24 211V210H23ZM22 211V212H23ZM55 211V210H54ZM53 211V212H54ZM65 210H64V212H66ZM77 211V210H76ZM91 210H89V212H90ZM104 211V210H103ZM106 211V210H105ZM112 211V210H111ZM126 211V210H125ZM131 211V210H130ZM143 211V210H142ZM145 211V210H144ZM186 211V210H185ZM194 211V210H193ZM197 211H198V209H197ZM222 211H225V209L224 210H220V212H222ZM232 211V210H231ZM231 211L229 210V214H231ZM250 211V210H249ZM263 211V212H262ZM13 210H12V214L13 213H15ZM37 212H39V211H36V212H33V214L34 213H37ZM50 212L51 213H53L52 211H51V209H50ZM63 212V213H64ZM89 212H87L86 214V216H88V213ZM92 212H94V211H92ZM91 212V213H92ZM96 212H98V211H96ZM96 212L94 213V215L96 214ZM106 212H109V210H107ZM112 212H114V211H112ZM112 212H110V213H112ZM134 212H135V210H134ZM140 212V211H139ZM150 212H151V214H152V211H149V214H150ZM155 212V211H154ZM153 212V213H154ZM189 212H191V211H189ZM196 212V211H195ZM194 212V213H195ZM210 212V211H209ZM234 212V211H233ZM239 213H240V210L238 211ZM244 212V211H243ZM252 212V213H253ZM11 213V212H10ZM26 213V212H25ZM42 213H44V211L42 212ZM48 213H49V210H48ZM58 213V212H57ZM68 213V212H67ZM66 213V214H67ZM83 213V212H82ZM81 213V214H82ZM85 213V212H84ZM104 213V212H103ZM193 213V212H192ZM197 213V212H196ZM219 213V212H218ZM223 213H225V212H223ZM236 213V212H235ZM234 213V214H235ZM249 213H251V212H249ZM11 214V215H12ZM81 214L79 215V217H78V215L76 216V217H78V220H79V218L81 219ZM98 214H100L99 212H98ZM106 214V213H105ZM108 215H109V213H107ZM106 214V215H107ZM115 213H113V215H114ZM124 215H125V213H123ZM131 214H132V211H131ZM137 214V213H136ZM150 214V215H151ZM156 214V213H155ZM166 214V213H165ZM201 214V213H200ZM199 214V215H200ZM204 215H205V212L203 213ZM207 214V213H206ZM211 214V212L208 214V218L210 217L209 215ZM246 214H248L247 212H246ZM17 215L18 214H16L14 217H15V219H17L18 220V218H17ZM48 215H51L50 213L49 214H47L46 216H48ZM61 216L63 215V214H60ZM60 215L58 216V218L60 217ZM65 215V214H64ZM91 215V214H90ZM89 215V216H90ZM107 215V216H108ZM113 215H111V218H112V216ZM116 215V214H115ZM118 215V214H117ZM121 215V214H120ZM138 215H141V213H139ZM143 216H145L146 217V215L145 214H142ZM157 215V214H156ZM198 215V216H199ZM222 215V214H221ZM225 215H227V214H225ZM242 215H243V213H242ZM242 215H240V216H242ZM245 215V214H244ZM243 215V216H244ZM263 215H264V213H263ZM9 216V215H8ZM33 216V215H32ZM53 216V215H52ZM96 216H98V215H96ZM102 216V215H101ZM100 216V217H101ZM129 216V215H128ZM127 216V217H128ZM195 216H196V214H195ZM197 216V217H198ZM200 216H202V215H200ZM199 216V217H200ZM216 216V215H215ZM224 216V215H223ZM229 216H231V215H229ZM235 216V215H234ZM238 216V215H237ZM248 216V215H247ZM251 216H254V215H251ZM250 216V218H252ZM256 216H254V217H256ZM1 217V216H0ZM34 217V216H33ZM37 217H39V214H37V216L35 217L36 218V220H37ZM41 217V216H40ZM43 217V216H42ZM42 217L41 218H39V219H42ZM49 217V216H48ZM56 217V216H55ZM66 217V216H65ZM67 217H68V215H67ZM104 218H105V220H104V222H106V216H103ZM109 217V216H108ZM126 217V216H125ZM130 217V216H129ZM131 217H133V215L131 216ZM135 217V216H134ZM142 217V216H141ZM155 216H153L152 217V219L154 218ZM205 217V216H204ZM204 217H202V218H204ZM227 218H228V216H226ZM262 217V216H261ZM8 218V217H7ZM13 218V217H12ZM29 218V217H28ZM27 218V219H28ZM54 218V217H53ZM57 218V217H56ZM64 217H61V219H63ZM72 218H74V216L72 217ZM72 218H70V219H72ZM93 218V217H92ZM111 218H109V220L111 221ZM114 218V217H113ZM140 218V217H139ZM149 218V217H148ZM158 218V217H157ZM210 218H212V217H210ZM209 218V219H210ZM241 218V217H240ZM240 218H238V220L240 219ZM260 218V217H259ZM3 219V218H2ZM15 219H13L14 221H15ZM47 219V218H46ZM83 219V218H82ZM89 218H87V220H88ZM91 219V218H90ZM100 219V218H99ZM101 219H102V217H101ZM115 219V218H114ZM124 218L122 217V220H123ZM126 219H128V218H125V222H126ZM137 219H138V217H137ZM142 219V218H141ZM141 219H140V221H141ZM151 219V218H150ZM150 219H149V221H150ZM205 219V218H204ZM207 219V218H206ZM205 219V220H206ZM213 219H215L214 217H213ZM230 219V218H229ZM233 219V218H232ZM242 219H244V218H242ZM253 219V218H252ZM251 219V220H252ZM255 219V218H254ZM1 220V219H0ZM4 220H6L5 218H4ZM8 220V219H7ZM12 222H13V220L12 219H10ZM25 219H23L22 220V222L24 221ZM48 220H49V218H48ZM53 221H52V223H55L54 222V219H52ZM59 220V219H58ZM65 220H66V218H65ZM74 220V219H73ZM75 220H76V218H75ZM84 220V219H83ZM94 220V219H93ZM96 221H97V219H95ZM108 220V219H107ZM120 219H118L117 218V221H119ZM121 220V221H122ZM132 220H134V219H132ZM136 220V219H135ZM204 220V221H205ZM244 220H247L246 219V217H245V219ZM251 220H250V222H251ZM256 221L258 220L257 218L255 219ZM263 220V219H262ZM2 221V220H1ZM9 221V220H8ZM20 221H21V219H20ZM34 221V220H33ZM56 221V220H55ZM68 221V220H67ZM71 221V220H70ZM81 221V220H80ZM86 221V220H85ZM91 221V220H90ZM95 221V222H96ZM101 221V220H100ZM116 221V220H115ZM138 221V220H137ZM203 221V220H202ZM232 220H230V222H231ZM260 221H261V219H260ZM12 222H10V223H12ZM38 222V221H37ZM42 222V221H41ZM40 222V223H41ZM44 222V221H43ZM49 222V221H48ZM58 222H60V221H57V223ZM72 222V221H71ZM75 221H73V223H74ZM79 222V221H78ZM88 222V221H87ZM99 222V221H98ZM103 222V221H102ZM104 222H103V224H104ZM109 222V221H108ZM124 222V223H125ZM134 222V221H133ZM132 222V224H134V226H135V224L136 223H133ZM145 222V221H144ZM152 222H153V220H152ZM154 222H159L158 220L157 221H155V219H154ZM153 222V223H154ZM244 222V221H243ZM242 221H241V223H243ZM254 222V221H253ZM259 222V221H258ZM6 223H7V221H6ZM5 223V224H6ZM44 223H46V221L44 222ZM43 223V224H44ZM51 223V224H52ZM56 223V224H57ZM61 223V222H60ZM67 223V222H66ZM66 223H64V224H66ZM69 223V222H68ZM72 223V224H73ZM90 223V222H89ZM110 223V222H109ZM128 223V222H127ZM129 223H131V222H129ZM128 223V224H129ZM140 223H142V221L140 222ZM146 223H147V221H146ZM152 223V224H153ZM160 223V226H161V221L159 222ZM232 223V222H231ZM233 223H235V220H233ZM238 223V222H237ZM239 223H240V220H239ZM252 223V222H251ZM257 223V222H256ZM256 223H254L255 225H257ZM4 224V223H3ZM14 224V223H13ZM18 223H16V225H17ZM22 224V223H21ZM42 224V223H41ZM50 224V223H49ZM49 224L47 225V226H49ZM51 224H50V226L49 227H51ZM62 224H63V222H62ZM61 224V225H62ZM69 224H71V223H69ZM75 224V223H74ZM78 224V223H77ZM81 224V223H80ZM82 224H84V223H82ZM100 224V223H99ZM106 224V223H105ZM131 224V225H132ZM151 223H149L148 224V226L150 225ZM155 224V223H154ZM236 224V223H235ZM253 224V225H254ZM260 224V223H259ZM259 224H258V226H259ZM264 224V223H263ZM262 223H261V225H263ZM2 225V224H1ZM11 225V224H10ZM40 225V224H39ZM54 225V224H53ZM87 225V224H86ZM96 225H98V224H96ZM107 225H108V223H107ZM107 225H105V228H104V230L105 231H107L108 230V232H109V230L111 231V229L109 228H107L106 226ZM111 224H109V226H110ZM115 225V224H114ZM113 225V226H114ZM120 225V224H119ZM121 225H123V227H121V230H122V228L124 229V228H127V227H124L125 225L124 224H122V222H121ZM137 225V224H136ZM139 225V224H138ZM144 225V224H143ZM231 225V224H230ZM241 224H239V226H240ZM254 225V226H255ZM14 226V225H13ZM19 227H21L20 225H18ZM23 226V225H22ZM45 226V225H44ZM58 226V225H57ZM66 226V225H65ZM82 226V225H81ZM81 226H79V227H81ZM89 226H91V225H89ZM88 226V227H89ZM92 226H95V225H92ZM103 226V225H102ZM101 226V227H102ZM151 226V225H150ZM153 226V225H152ZM157 227H158V223H157V225H156ZM159 226V227H160ZM242 226V225H241ZM240 226V227H241ZM253 226V227H254ZM10 227V226H9ZM40 227V226H39ZM42 227V226H41ZM48 227V228H49ZM62 227H63V225H62ZM75 227V226H74ZM76 227H78L77 225H76ZM87 227V226H86ZM86 227H84V230L85 229H87ZM115 227V226H114ZM136 227H139V226H136ZM135 227V228H136ZM141 228H142V226H140ZM139 227V228H140ZM143 227H145L146 228V224H145V226H143ZM155 227V226H154ZM156 227V228H157ZM161 227H163V226H161ZM228 227H230V226H228ZM232 227V226H231ZM231 227H230V229H231ZM238 227V226H237ZM243 227V226H242ZM241 227V228H242ZM256 228H258L257 226H255ZM48 228H46L47 230H48ZM53 228V227H52ZM52 228H49V230L51 229L52 230ZM55 228H56V226H55ZM59 228H61V227H59ZM70 228V227H69ZM90 228V227H89ZM98 228V227H97ZM100 228V227H99ZM99 228H98V230H99ZM103 228V227H102ZM130 228V227H129ZM133 228V227H132ZM145 228H144V230H145ZM149 228V227H148ZM153 227H151V230H153L152 229ZM155 228V229H156ZM164 228V227H163ZM235 228V227H234ZM0 229H2L1 228V226H0ZM4 229V228H3ZM8 229V228H7ZM10 229V228H9ZM40 229H42V228H39V230ZM64 229V228H63ZM91 229V228H90ZM93 229H94V227H93ZM93 229H91V231L93 230ZM118 229V228H117ZM131 229V228H130ZM129 229V230H130ZM137 229V228H136ZM136 229H134V232H135V230ZM161 229V228H160ZM165 229H166V227H165ZM261 229V228H260ZM12 230H14V229H12ZM16 230V229H15ZM44 230V229H43ZM60 230H62V229H59V232H60ZM69 230V229H68ZM76 230V229H75ZM82 230V229H81ZM89 230V229H88ZM87 230V231H88ZM103 230V231H104ZM114 230V229H113ZM120 229H118V230H116V231H119ZM120 230V231H121ZM128 230V231H129ZM132 230V229H131ZM137 230H139L140 231V233H141V229H137ZM136 230V231H137ZM151 230H149V231H151ZM158 230V229H157ZM161 230H163V229H161ZM168 230V229H167ZM170 230V229H169ZM213 230V229H212ZM212 230H210V231H212ZM214 230H216L217 231V229H214ZM227 230H228V228H227ZM234 230V229H233ZM241 230V229H240ZM240 230L238 231V232H240ZM243 230V229H242ZM241 230V231H242ZM255 230V229H254ZM5 231H8V230H5ZM34 231V230H33ZM57 231V230H56ZM70 231H71V228H70ZM102 231V234H104V232ZM115 231V230H114ZM114 232V233H117V232ZM124 232H125V230H123ZM122 231V232H123ZM139 231L137 232V234H136V241L134 242V245H136V246H138V247H142L144 244H145V240L147 239V237H146V239L143 237V233L142 234H140L139 233ZM149 231H147V233H151V232H149ZM158 231H160V230H158ZM164 231V230H163ZM172 231V230H171ZM175 231V230H174ZM176 231H179V230H176ZM183 231V230H182ZM187 230L185 229L184 230V232H186ZM206 231H209V229H207ZM221 231V230H220ZM219 230L217 231L218 233H217V235L218 236H215V239L212 241V240H210V239H208L207 237H204V238H197V237H195V236H184V234H183V232H182V234H183V236H182V234H180L181 235V237H179V238H177V237H175V236H173V234L172 233H165L164 232V234H162L161 236H160V238H159V243H161L162 244V242H163V245H165V247L163 248L162 246L163 245H161V248H163L162 250V258H160V255L158 256L159 257V259H162V263L163 264H236L235 262H232V258H231V260L230 259H228L229 258V254H230V248L228 249L227 248V246H225V242L226 241H229L228 239L229 238H227V237H230V235L232 234H230V233H224V234H220L219 235V232H220ZM223 231V230H222ZM222 231H221V233H222ZM229 231V230H228ZM244 232H245V230H243ZM242 231V232H243ZM253 231V230H252ZM1 232V231H0ZM3 232H4V230H3ZM11 232V231H10ZM35 233L37 232V229L34 231ZM46 232V231H45ZM52 232V231H51ZM63 232H66V231H63ZM72 232H73V230H72ZM78 232H80V231H78ZM86 232V231H85ZM84 231H83V234L85 233ZM93 232H94V230H93ZM95 232H98V231H96L95 230ZM94 232V236H95V234H97V233H95ZM126 232H127V230H126ZM156 232V231H155ZM161 232V231H160ZM159 232V233H160ZM188 232V235H189V231H187ZM192 232H193V230H192ZM195 232V231H194ZM230 232H232V229H231V231ZM236 232H237V230H236ZM236 232H235V234H236ZM242 232H240V234L242 233ZM258 232V231H257ZM264 232V230H262V233ZM5 233V232H4ZM8 233H9V231H8ZM8 233L6 234V236L8 235ZM12 233V232H11ZM34 233V234H35ZM37 233H39V232H37ZM43 233V232H42ZM56 233V232H55ZM58 233V232H57ZM68 234V236H69V234H72V233H69V232H67ZM99 233V232H98ZM107 233V232H106ZM129 234L128 235H130V231L128 232ZM133 233V232H132ZM131 233V234H132ZM158 232H156V234H157ZM197 233V232H196ZM211 233V232H210ZM210 233H209V235H210ZM215 233V232H214ZM234 233V232H233ZM251 233V232H250ZM1 234H2V232H1ZM44 234V233H43ZM48 234H50V237H51V233H48ZM53 234V233H52ZM60 234L62 235V233L60 232ZM59 234V235H60ZM82 234V233H81ZM88 234V233H87ZM86 234V235H87ZM89 234H90V232H89ZM101 234V233H100ZM109 234V233H108ZM123 234V233H122ZM151 234H153V235H151ZM150 235H151V239L153 240V242H154V240H156V239H153V237L152 236H154V231H153V233H151ZM177 234V233H176ZM198 234H201L200 232H198ZM203 234V233H202ZM213 234V233H212ZM239 234V233H238ZM243 234V233H242ZM252 234H254V232L252 233ZM10 235V234H9ZM12 235V234H11ZM45 235V234H44ZM43 235V237H44V239L43 240H45V238L47 237V236H44ZM60 235V236H61ZM65 235V234H64ZM63 235V236H64ZM73 235V234H72ZM72 235L70 236V237H72ZM76 235H78V233L76 234ZM75 235V236H76ZM91 235V234H90ZM112 235L113 236H115L113 233H112ZM120 235H121V233H120ZM125 235V234H124ZM128 235H125V236H128ZM150 235H148V236H150ZM179 235V234H178ZM179 235V236H180ZM185 235H186V233H185ZM207 235V234H206ZM214 235V234H213ZM234 235V234H233ZM251 235V234H250ZM257 235H260V234H258L257 233ZM6 236H4V237H6ZM35 236V235H34ZM34 236H32V234H31V236H30V240H31V238H33ZM56 236H57V234H56ZM59 236V237H60ZM97 236H99V235H96V237ZM104 236V235H103ZM102 236V237H103ZM106 236H107V234H106ZM113 236H112V239H113ZM117 236V235H116ZM133 236V235H132ZM132 236H130V237H132ZM147 236V235H146ZM157 236H159L158 234H157ZM204 235H202V237H203ZM212 236V235H211ZM239 237V235H237L236 234V238H238ZM248 236V235H247ZM253 236V235H252ZM261 236H263V234L261 235ZM11 237V236H10ZM58 237V236H57ZM88 237H90L89 235L87 236V238ZM95 237V238H96ZM102 237H100L99 236V239H97L96 241H100V240H102V239H100V238H102ZM119 237V236H118ZM123 237V236H122ZM122 237H120V238H122ZM155 238H156V236H154ZM198 237H200L199 235H198ZM243 237H245V235H243ZM254 237V236H253ZM252 237V238H253ZM258 237V236H257ZM256 237V238H257ZM12 238H14L13 236H12ZM36 237H34L33 239H35ZM40 238H42V237H40ZM48 238V237H47ZM72 238H74V235H73V237ZM76 238H77V236H76ZM75 238V239H76ZM79 238V237H78ZM81 238V237H80ZM85 238H86V236H85ZM84 238V239H85ZM108 238L110 239V237H109V235H108ZM117 238V237H116ZM124 238V237H123ZM132 238H134V236L132 237ZM149 239H150V237H148ZM158 238V237H157ZM214 238V237H213ZM233 238H234V236H233ZM232 238V239H233ZM240 238H241V236H240ZM239 238V239H240ZM245 238H248V237H245ZM245 238H242V240L243 239H245ZM259 238H262V237H258L257 238V240L255 239V238H253V239H255V240H253V239H251V238H248V241H240L239 243H238V245H239V247L238 246H236V247H238V248H240L242 251H240L241 253H243V255H245V257H246V260L249 262L248 264H264V238H262V239H259ZM4 239V238H3ZM9 239H11V238H9ZM9 239L7 240V239H4V241L5 240H7V241H9ZM15 239V238H14ZM13 239V240H14ZM55 239V238H54ZM62 239H64V238H62ZM66 239V241H65V243L67 242V240H68V237L67 238H65ZM64 239V240H65ZM92 239V238H91ZM90 239V240H91ZM93 239H94V237H93ZM125 239H126V237H125ZM151 239H150V242H152L151 241ZM212 239V238H211ZM227 239V240H226ZM0 240H1V237H0ZM47 240V239H46ZM46 240L44 241V243L46 242ZM69 240H70V238H69ZM73 240V239H72ZM77 240V239H76ZM104 240V239H103ZM120 240H122V239H119V241ZM127 240H128V238H127ZM148 240V239H147ZM146 240V243L147 242H149V241H147ZM226 240V241H225ZM247 240V239H246ZM251 240V241H250ZM253 240V241H252ZM3 240H1V242H4ZM10 241H12V240H10ZM27 241H29V239L27 240ZM33 241V240H32ZM31 241V242H32ZM38 240H36V242H37ZM49 241H52L53 242V239L51 240V238H49ZM56 241H57V239H56ZM55 241V242H56ZM75 241V240H74ZM77 241H79V240H77ZM76 241V242H77ZM85 241H86V239H85ZM93 241V240H92ZM91 241V243H94V242H92ZM95 241V240H94ZM95 241V242H96ZM106 241H107V238H106ZM118 241V240H117ZM123 241V240H122ZM126 241V240H125ZM125 241H123V242H125ZM129 241V240H128ZM13 242H15V241H13ZM30 242V241H29ZM34 242V241H33ZM39 243H41L40 242V240L38 241ZM71 242H73V241H71ZM82 242V241H81ZM84 242V241H83ZM88 243H89V245L91 244L90 242H89V240L87 241ZM100 242H103V243H105V241H100ZM99 242V243H100ZM111 242H113V240L111 241ZM129 242H133V239H132V241L130 240ZM129 242H128V244H129ZM149 242V243H150ZM152 242V243H153ZM156 242V241H155ZM154 242V244H156ZM237 242H238V240H237ZM6 243H8V242H6ZM43 243V244H44ZM50 242H47V243H45V244H49ZM78 243H80V242H78ZM118 243V242H117ZM148 243V244H149ZM227 243V242H226ZM229 243V242H228ZM227 243V244H228ZM231 243L233 244V242L231 241ZM231 243H229V244H231ZM4 244H5V242H4ZM11 243L9 242V245H10ZM17 244H19V243H16V245ZM35 244H37V243H35ZM42 244V243H41ZM55 244V243H54ZM58 244H60V242L58 243ZM68 244H70V242L68 241ZM67 244V245H68ZM77 244V243H76ZM95 244V243H94ZM98 243H96V245H97ZM109 244H113V243H109ZM123 244V243H122ZM125 244H126V242H125ZM158 244V243H157ZM232 244H231V246H232ZM7 244H5V247H6V249H7V247L9 246H6ZM12 245V244H11ZM10 245V246H11ZM23 245V244H22ZM22 245H20L21 246V248H22ZM51 245H52V243H51ZM63 245H65V246H67L66 244H64L63 243ZM73 245H75L74 243H73ZM81 245V246H80ZM80 245H78V246H80L79 248H80V250L81 251H84L82 254H81V252L80 253H78V254H76V256L78 257H80L81 255V261L80 262H82L84 259H86L87 257H88V259H89V256H87L88 254H89V247L90 246H88V245H86V242L85 243H82V244H80ZM93 245V244H92ZM91 245V246H92ZM102 245H104V244H102ZM105 245H106V243H105ZM115 245V244H114ZM119 245H121L120 244V242H119V244H118V246ZM131 245V244H130ZM133 245V244H132ZM4 246V245H3ZM9 246V247H10ZM14 246V243H13V245L11 246V247H13ZM20 246H19V248H20ZM31 246V245H30ZM35 246V245H34ZM46 245H44L43 247H45ZM50 246V245H49ZM54 246V245H53ZM56 246V245H55ZM59 246V245H58ZM65 246H64V248H65ZM69 246V245H68ZM70 246H72V244L70 245ZM85 246L87 247L88 246V251L89 252H87V251H85ZM99 246H101V245H99ZM113 246V245H112ZM152 246V245H151ZM151 246H148V247H150V248H155V247H157V246H155V245H153L152 247ZM159 246H160V244H159ZM230 246V247H231ZM1 248H2V245L0 246ZM8 247V249H11V247L9 248ZM17 247V246H16ZM16 247H14V248H16ZM28 247V246H27ZM31 247H33V244H32V246ZM31 247H30V249H27V250H29V251H31ZM37 247V246H36ZM47 247V246H46ZM51 247V246H50ZM73 247V246H72ZM71 247V248H72ZM93 247H95V246H93ZM97 247V246H96ZM95 247V248H96ZM103 249L102 250H104L105 248L104 247H107V246H101ZM108 247H109V245H108ZM114 247H117L116 245L115 246H113V248ZM122 247V246H121ZM125 247V246H124ZM134 247V246H133ZM147 246H146V250H147V248H148ZM18 248V247H17ZM34 248V247H33ZM42 248V247H41ZM55 248V247H54ZM110 248V247H109ZM129 248V247H128ZM128 248H127V250H128ZM130 248H132V247H130ZM151 249V250H149V248H148V252L149 253H151V254H149L147 251L145 252V250H144V252L142 253V254H138V252H137V254H135L136 252H132V253H134L135 255H133L132 253H131V255H130V257L133 255L134 257L133 258H129L128 256H129V253L130 252H128V251H130V249L127 251L128 252V256L127 255H125V258H123L121 261H119L120 263H118V264H157V262H158V260H157V256H156V254H153L152 252H154L155 250L154 249ZM158 248V247H157ZM166 248V249H165ZM237 248V249H238ZM4 248H2L1 249V252H2V250H3ZM8 249L6 250V251H8ZM24 249V248H23ZM22 249V250H23ZM26 249V248H25ZM37 249L39 250V248H36V250L35 249H33L34 251L33 252H35V251H37ZM43 249H45V248H43ZM57 249V248H56ZM56 249H54V250H56ZM86 249V250H87ZM91 249H93L92 247H91ZM90 249V250H91ZM97 249V248H96ZM98 249H99V247H98ZM101 249V248H100ZM108 249V248H107ZM119 250L121 249V248H118ZM239 249V250H240ZM46 250V249H45ZM52 250H53V248H52ZM69 250H71L70 249V247H69ZM75 250H77V248H75ZM113 249H111V250H109L110 252H112V254H115V253H113V251H112ZM153 250V251H152ZM160 250V249H159ZM4 251H5V249H4ZM2 252L3 254L4 253H7V254H9V251L8 252ZM12 251V250H11ZM10 251V252H11ZM17 251V250H16ZM16 251L15 250H13V252H15L16 253ZM28 251V252H29ZM43 251V250H42ZM47 251V250H46ZM67 251V250H66ZM65 251V252H66ZM79 251V250H78ZM91 251H93V250H91ZM96 251V250H95ZM98 251V250H97ZM106 251V250H105ZM108 251V252H109ZM116 251H117V249H116ZM115 251V252H116ZM134 251V250H133ZM150 251H152V252H150ZM156 251H157V249H156ZM164 251H166V252H164ZM13 252L12 253H10V254H12L13 255ZM24 252V251H23ZM22 252V253H23ZM28 252L26 251L25 253H27L28 254ZM32 252V251H31ZM31 252H29V253H31ZM33 252H32V254H33ZM49 252H51V250L49 249ZM73 252V251H72ZM88 254H87V253ZM121 252H122V250H121ZM160 252V251H159ZM236 252V251H235ZM239 252V253H240ZM17 253H18V251H17ZM44 253H45V251H44ZM43 253V254H44ZM58 253H59V251H58ZM67 253H69V251L67 252ZM103 253H104V251H103ZM106 253V252H105ZM104 253V254H105ZM118 253V252H117ZM119 253H120V251H119ZM139 253H140V251H139ZM145 253V254H144ZM146 253H148L149 254V256H148V254L146 255ZM161 253V252H160ZM234 253V252H233ZM240 253V254H241ZM2 254V256H4L5 257V255H7V254H5V255H3ZM46 254H48V252L46 253ZM50 254V253H49ZM62 255L64 254H66V253H61ZM61 254H59L60 255V257L62 256ZM73 254V253H72ZM71 254V255H72ZM87 254V255H86ZM91 254V253H90ZM95 255H96V253H94ZM99 254V256L96 258V260L97 261H100V259L101 258H103L101 255H102V252L99 250V253H97V255ZM101 254V255H100ZM108 254V253H107ZM111 254V253H110ZM124 254H126L125 252L123 253V256H124ZM145 256H144V255ZM159 254V253H158ZM232 254V253H231ZM235 254V253H234ZM22 255V254H21ZM29 255V254H28ZM59 255H55V257H56V259L53 261V259H52V261L54 262V263H52V261H51V264H56V263H60V260L58 261L57 260V258L58 259H61V258H64V257H61V258H59L58 256ZM63 255V256H64ZM67 255H69V254H67ZM70 255V256H71ZM74 256H75V254H73ZM121 255H122V253H121ZM143 255V256H142ZM151 255V256H150ZM237 255V254H236ZM1 256V255H0ZM2 256H1V258H2ZM8 256V255H7ZM43 256V255H42ZM47 256V255H46ZM45 256V257H46ZM53 256V255H52ZM74 256H72V257H74ZM110 256V255H109ZM117 256V255H116ZM231 256V255H230ZM234 256V255H233ZM241 256V255H240ZM3 257V258H4ZM44 257V256H43ZM49 257V256H48ZM48 257H46V258H48ZM54 257V258H55ZM66 257V256H65ZM72 257H70L69 259H71ZM78 257V258H79ZM92 255H91V258H90V260L92 259ZM105 257H107V256H105ZM111 257H112V255H111ZM114 257V256H113ZM121 257V256H120ZM232 257V256H231ZM236 257V256H235ZM244 257V258H245ZM10 258V257H9ZM118 258H119V256L117 257V262H118ZM234 258V257H233ZM6 259V258H5ZM5 259H3V261L5 260ZM37 259V258H36ZM45 259V258H44ZM68 259V260H69ZM73 259V258H72ZM94 259V258H93ZM92 259V260H93ZM103 259H105V258H103ZM107 259V258H106ZM106 259L105 260H103L102 262H104L105 263V261H106ZM113 259V258H112ZM120 259V258H119ZM2 260V259H1ZM9 260V259H8ZM48 260V259H47ZM56 260L58 261V262H56ZM63 260V259H62ZM65 260V259H64ZM66 260H67V257H66ZM68 260L67 261H64L65 263H67L68 262ZM76 259H74V261H75ZM91 260V261H92ZM237 260H238V258H237ZM240 260V259H239ZM244 261H245V259H243ZM17 261V260H16ZM45 260H43V262H42V264H47V263H45L44 262ZM69 261H71L72 262V260H69ZM74 261H73V263H74ZM89 261V260H88ZM93 261H95V259L93 260ZM110 261V260H109ZM160 261V260H159ZM236 261V260H235ZM5 262V261H4ZM24 262H26V261H24ZM64 262H63V264H64ZM76 262V261H75ZM90 262V261H89ZM88 262V263H89ZM96 262V261H95ZM94 262V263H95ZM102 262H100V263H102ZM160 262V263H161ZM6 263H9V261L8 262H6ZM11 263H14V262H11ZM20 263V262H19ZM77 263V262H76ZM83 263V262H82ZM92 263V262H91ZM90 263V264H91ZM93 263V264H94ZM103 263V264H104ZM111 263V262H110ZM161 263V264H162ZM241 263V262H240ZM244 262L242 261V264H243ZM16 264V263H15ZM49 264V263H48ZM61 264V263H60ZM69 264V263H68ZM81 264V263H80ZM84 264V263H83ZM86 264V263H85ZM98 264V263H97ZM106 264V263H105ZM111 264H113V263H111ZM115 264H117L116 262H115ZM239 264V263H238ZM245 264H246V262H245Z\"/></svg>",
    "mask_w": 264,
    "mask_h": 264
}]
</instances>
